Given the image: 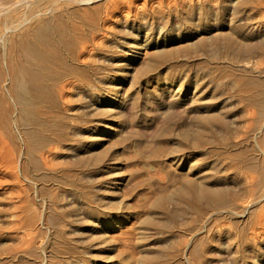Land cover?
Segmentation results:
<instances>
[{
  "label": "rangeland",
  "instance_id": "374dc122",
  "mask_svg": "<svg viewBox=\"0 0 264 264\" xmlns=\"http://www.w3.org/2000/svg\"><path fill=\"white\" fill-rule=\"evenodd\" d=\"M118 2L117 3H119V5H121L122 3V5L121 6H119L118 4L117 5H115V6H118V7H113L114 9L115 8H117V9H113V8H111V11L112 12H110V18L108 17L107 19H106V24L105 23H103L102 21H103V19H101L100 21H98V22H96L97 24H95V23H93L92 25H90L86 20H85V23H87V24H85V23H82V22H84V19H82V17H80L81 15L80 14H78V17L80 18H78V17H76L75 15H73V17L75 18V22H77L78 23V25H79V33H80V31H81V29L82 30H87V31H81V33H83V34H81L80 33V36H79V34H77V36H79V37H81V38H83V36H87L86 38H84L85 40H88V41H90V50H92L91 51V55H93V59L92 60H94V59H97L96 61H98V63L95 61V63L97 64V68H101L99 71V73L98 74H96V73H94V74H92L91 73V77H92V80H93V78H95L94 79V83H95V85H97L95 88L96 89H94V90H97V92L100 90V88L103 90V92H104V94L103 95H98V96H100V98L99 97H97V98H92V97H90V95H89V90L88 89H86L87 87H88V85L86 86V82H84V79L82 80V77L80 78V76H79V78L80 79H77V78H75V79H73L72 81H74L75 83H77L76 85L74 84V82L71 84L73 87H75V88H77V89H75V88H73L72 86V89H71V87H69L68 89V96H69V98H68V100H69V102L70 103H67L68 104V106L67 105H62V112L64 113V114H68V113H70V114H68V115H73V116H75V118H76V116H78L75 120H77L76 122L78 123V125L80 126V128H82V131H84L85 133H83V135L84 136H79L80 138V140H82V141H80L81 142V144H83L84 146V149H85V147L86 148H89V150H91V151H93L94 153H92L91 151H89L90 152V154L92 153V154H95V155H89V153L87 152H84L83 154H82V156H86V154H88V156H86V158H85V162H83L82 164H84V165H80L79 167H78V165L80 164H78V163H76V165L74 166L75 168H73V170L75 171H72V172H74V173H76V177L77 178H79L78 179V181H77V186L78 187H75V185L76 184H73L72 185V180L68 177V176H66L65 175V171H66V169H68V167L70 166L69 164L71 163L70 161H72V162H75L76 160H74L73 158H74V155H72L73 156V158L70 156V152H71V150L69 151V147H68V145L65 143V142H58V143H54V142H50V138L49 137H46L45 139H48V140H45L44 141V151H45V153H46V156L48 157V159H49V161H48V159H47V164L49 163L50 165H52V161L55 163L54 164V166H57L58 164L57 163H59V165H62V166H60L61 168H62V170H61V168L59 167V165L57 166V167H52V166H50L49 167V165H45V168L43 167L44 165L42 164L41 165V167H40V170H38V171H35V170H33V169H31V177H28L27 179H26V177H25V175H23V173H22V171H21V169L19 170V173L18 174H15V172L13 171V170H10V169H6V172H7V174H8V178H9V181L8 182H5V183H3L2 185H0V264H141V263H145V259H146V256H148V255H146V254H148V253H151V254H149V255H152V257L153 258H155L156 259V257H158L159 255V257L157 258L158 259V263L157 264H161V262H163L162 264H165L166 262V264H195V263H192V262H194V260L191 262V260L192 259H190V255L189 254H187V255H181V247H183V245L185 244V243H183V242H186L187 240H189L190 238H188L190 235H189V233H188V231H186L187 229H184V232H183V229H181L180 227H179V224L178 225H176L175 223H174V225L176 226V229H175V227H174V225H172V226H170L169 228L168 227H160V228H158V229H156V231L157 232H155L154 230H155V228L154 227H156L155 225H153L152 223H151V221H153L154 219H152L151 220V218H153L154 217V215H155V213L152 211V210H149L150 208L152 209V207H148L150 204H148V203H151V205L150 206H152V202L155 200L156 201V199L158 198V196L160 197V195L163 193V192H165L166 191V194H168V195H170V196H172L173 195V192H174V190L179 186V187H181L182 185H183V182L180 180V182H179V180L176 178V180H178V182H179V184L177 183V181H175L174 179V177L173 176H175V173H174V171H178V173L179 174H181L182 175V173L184 172V175H188V173L189 174H192V176L194 175V178H195V181H197V182H202L203 181V184H206V185H208L209 187H213L212 189H219L220 188V186L221 187H223V190H224V192H226L225 193V196H226V198H227V200H228V205L230 206V208H229V206L227 205V206H216V208H217V210H216V208H215V206H210V207H205V209H206V211H207V213H206V211H204L205 213L203 214L204 216H203V224H204V226H203V230H204V232H202L201 233V235L199 234L198 236H204L205 235V240H206V243L208 242V245L209 244H211V243H209V241H211V239H215V238H217L216 236H218V237H220V236H223L222 238V243H223V245L222 246H226V244L225 243H227V244H232L231 246H232V249H231V253H227V252H224V251H222L221 249V251L219 250V248L217 249V251L216 252H218V253H216L215 252V254L212 256H210V258L207 260V258H205V256L203 257V261H205V262H203V264H217V262L219 263L220 261V263L219 264H222V263H224V264H226V261H227V263L228 264H240L241 262H242V260H243V262L241 263V264H264V134H263V132L262 131H250L251 129H253V126L254 125H257V123L255 122V121H260L261 119H262V116H263V111L262 110H264L263 108H264V102H262L261 101V99L264 101V87H263V85H264V82H262L261 83V79H264V70L262 71V69L264 68V13H263V11H264V4H262L261 3V1L264 3V0H250L249 1V4L248 5H251V6H249L248 7V9L250 10L249 12H248V9H247V13H249V14H243V16H241L242 14H239L238 16L235 14L234 15V13H232L231 12V10L233 9V6L235 7V5L236 4H233V2L234 1H230V0H217V2H216V0H121V2H120V0H117ZM127 1H129V2H127ZM254 2V3H251V2ZM258 1H260V2H258ZM107 2H109V0H106L105 2H104V0H102V3H104L105 5H108V3ZM132 2V3H131ZM219 2V3H218ZM222 2H223V4H222ZM225 2V3H224ZM232 2V3H231ZM212 3H214V4H212ZM215 3H217V5L218 6H220V7H218ZM132 4V5H131ZM228 4V5H227ZM253 4V5H252ZM261 4H262V6H261ZM227 5V6H226ZM255 5V6H254ZM138 6V7H137ZM259 6H260V8H259ZM192 7H194V9L192 8ZM214 7V8H213ZM217 7V8H216ZM222 7V8H221ZM226 7V8H225ZM252 7H254V8H256L255 10H257V11H255L254 10V8H252ZM258 7V8H257ZM221 10H220V9ZM263 8V9H262ZM113 9V10H112ZM119 9V10H118ZM185 9H187V10H185ZM199 9H202L203 10V12L201 11V10H199ZM217 9V10H216ZM183 10V11H182ZM189 10V11H188ZM219 10V11H218ZM253 10V11H252ZM20 11V12H19ZM233 11V10H232ZM17 12V15H20V14H22L23 13V9H19L18 11H16ZM16 12H15V14H16ZM19 12V13H18ZM182 12V13H181ZM188 12V15L186 14ZM191 12V13H190ZM234 12V11H233ZM252 12V13H251ZM256 12V13H255ZM261 12V13H260ZM112 13V14H111ZM126 13V14H125ZM203 13V14H202ZM208 13V14H207ZM226 13V14H225ZM258 13H259V15H258ZM177 14H178V17H177ZM190 14V15H189ZM202 14V15H201ZM256 16H255V15ZM83 15V14H82ZM111 15H112V17H111ZM116 15V17H114ZM182 15V16H181ZM184 15V16H183ZM198 15H200V16H198ZM247 15V16H246ZM251 15V16H250ZM160 16H162V18H163V20H162V18H160ZM165 18H164V17ZM180 16V17H179ZM188 16V17H187ZM203 16V17H202ZM249 16H250V18H252V19H250L249 20ZM253 16V17H252ZM257 16H258V18H257ZM260 16V17H259ZM261 16H262V18H261ZM157 17V18H156ZM240 17H243V19L242 18H240ZM246 17H248V19L246 18ZM118 18H120V19H118ZM156 18V19H155ZM189 18H190V20H189ZM197 18V19H196ZM245 18V19H244ZM255 18V19H254ZM260 18V19H259ZM82 19V20H81ZM111 22H113V24H110V21ZM158 19H159V21H161L160 23H158L159 21H158ZM167 19H169V21L167 22L166 20ZM171 19V20H170ZM175 19H177V20H175ZM182 19H183V21H182ZM187 19V21H185V20ZM254 19V21H252ZM116 20V21H115ZM121 21V22H119V21ZM126 20H127V22H126ZM173 20V21H172ZM175 20V21H174ZM191 20L193 21V22H191ZM259 20H261V21H259ZM18 21V20H17ZM109 21V22H108ZM118 21V22H117ZM156 21H157V23H156ZM165 21V22H164ZM252 21V22H251ZM187 22H189V23H187ZM190 22H191V24H190ZM248 22L250 23V24H248ZM53 23V22H52ZM52 23H49L50 25H49V27L52 29H50L48 26H47V28L45 29V27H40V26H37V27H35V32H36V30H37V33H40V31L42 32L41 34H43V32L45 33V34H47V32L48 33H51V34H56L57 32L55 31L54 32V30H56L55 29V25H56V22H54L55 23V25H54V23H53V25H52ZM81 23H82V25H81ZM102 23H103V25L105 24L106 26H111L112 25V27H110V29H109V27H106L105 25L104 26H102ZM131 23V24H130ZM132 23H133V26H132ZM168 23V24H167ZM186 23V24H185ZM254 23V24H253ZM89 24V25H88ZM115 24V25H114ZM0 25H1V27H0V31L2 30V32L4 33V34H8V36L9 37H16L15 35H14V32H15V34L17 33V34H22L23 33V31L22 30H24L25 32H27V33H23V34H28V32L30 31H28V29H30L29 27H25V26H21V27H19V28H17V29H12V30H5V32H4V29H5V27H3V24H2V22H0ZM86 25V26H85ZM125 25V26H124ZM28 26V25H27ZM84 28H82V27ZM89 26H91V27H89ZM102 26V27H101ZM119 26V27H118ZM124 26V27H123ZM253 26V27H252ZM89 27V28H88ZM93 27V28H92ZM103 27H104V29H103ZM106 27V28H105ZM128 27V28H127ZM250 27V28H249ZM24 28V29H23ZM37 28V29H36ZM42 28V29H41ZM120 30V31H117L118 29ZM141 28V29H140ZM153 28V29H152ZM244 28V29H243ZM254 28V29H253ZM19 29V30H18ZM41 29V30H40ZM50 29V30H49ZM88 29H89V32H88ZM109 29V30H108ZM113 29V30H112ZM117 29V30H116ZM130 30L129 31V34H128V30ZM149 29V30H148ZM150 29H152L151 30V32H149L150 31ZM238 29H240V30H238ZM91 30V31H90ZM10 31H13V32H10ZM18 31V32H17ZM52 31V32H51ZM104 31H106V32H104ZM261 31V32H260ZM2 32H0V34L2 33ZM88 32V33H87ZM29 33H31V31L29 32ZM118 33V34H117ZM132 33V34H131ZM245 36H244V35ZM254 34V35H253ZM75 36H76V34H74ZM229 36V38H228V36ZM257 35V36H256ZM262 35V36H261ZM48 35H46V36H44V37H47ZM90 38H89V37ZM231 36V37H230ZM247 36V37H246ZM227 37V39H225V38ZM230 38H231V40H235L234 41V44L236 43V45L239 43L238 41H240V43L238 44V46L234 49V48H231L230 46H229V40H230ZM243 38H246V39H243ZM249 38H250V40H249ZM92 39V40H91ZM103 39V40H102ZM219 39V40H218ZM229 39V40H228ZM33 40H35V39H33ZM45 40H46V38H45ZM237 40V41H236ZM243 40H245L244 42H243ZM100 41V42H99ZM218 41H220V44H219V42ZM228 41V42H227ZM241 41H242V43H241ZM224 42H225V44H224ZM132 43V44H131ZM243 43H244V45H243ZM219 44V45H218ZM242 44V45H241ZM132 45V46H131ZM144 45V46H143ZM213 45V46H212ZM241 45V46H240ZM129 46H131V47H129ZM130 49H129V48ZM227 47V48H226ZM229 47V48H228ZM231 48V49H230ZM241 48H244V49H241ZM247 48H248V50H247ZM146 49V50H145ZM152 49V50H151ZM153 49H155V50H153ZM215 49V50H214ZM231 51L230 52V54L231 53H234V52H236V55H235V53L232 55V58H231V55L228 53L229 51ZM233 49L235 50V51H233ZM109 50L111 51V50H113V52H115V53H113L112 51L111 52H109ZM203 50V51H202ZM126 51V52H125ZM128 51V52H127ZM145 51V52H144ZM147 51H149V54H150V56H149V54L147 55L148 56V59L150 58V57H152V56H154V57H152L151 59H150V61H152V62H150L149 63V60L147 59V56H146V58H145V56H144V58L145 59H143V61H142V59H139V57L140 56H142L144 53H146ZM152 51V52H151ZM155 51V53L153 54V52ZM203 53H202V52ZM239 53H238V52ZM243 51V53H241ZM124 52V53H123ZM199 52H200V55H199ZM206 52V53H205ZM215 52H216V55H215ZM142 53V54H141ZM158 53V54H157ZM209 55H208V54ZM214 53V54H213ZM108 54V55H107ZM110 54V55H109ZM204 54V55H203ZM208 55L207 57H206V55ZM119 55V56H118ZM181 55H183V56H181ZM189 55V56H188ZM190 55L192 56V57H190ZM195 55V56H194ZM202 55V56H201ZM213 55V56H212ZM238 55H240V56H238ZM106 56V57H105ZM115 56V57H114ZM121 56V57H120ZM163 56V57H162ZM168 56H170V57H168ZM175 56V57H174ZM178 56H179V58H178ZM217 56L219 57L218 59H217ZM235 56V57H234ZM97 57V58H96ZM105 58V59H101V58ZM157 57H159V58H157ZM168 57V58H167ZM172 57H174V59L172 58ZM177 57V58H176ZM181 57V58H180ZM187 57H189V58H187ZM196 57V58H195ZM201 57H204V59L203 58H201ZM224 59H223V58ZM236 57H239L238 59L236 58ZM100 58V60H98ZM157 60H155V59ZM171 58V59H170ZM185 60H184V59ZM212 58H215V59H212ZM225 58H227V59H225ZM235 58V59H234ZM107 59V60H106ZM119 59V60H118ZM162 61H160V60ZM165 59V60H164ZM179 59V60H178ZM187 59H188V61H187ZM201 59V60H200ZM211 59H212V61H211ZM245 59V60H244ZM105 60V61H104ZM109 60V61H108ZM144 60H146V61H144ZM153 60H155L154 62H153ZM182 60V61H181ZM194 60V61H193ZM200 62V63H198V61ZM209 60H210V62H209ZM219 60V61H218ZM223 60V61H222ZM225 60V61H224ZM238 60V61H237ZM103 61V63H104V65H103V63H101ZM112 63H111V62ZM114 61V62H113ZM123 61V62H122ZM147 61H148V63H147ZM163 63L164 65H162L161 63ZM173 61V62H172ZM176 61L177 62H179V63H176ZM185 61V63L183 64V62ZM196 61V62H195ZM203 61V62H202ZM209 63H208V62ZM234 61H235V63H234ZM237 61V62H236ZM240 61V62H239ZM107 62V63H106ZM115 62H117V63H115ZM119 62H121V63H119ZM126 62H128V63H126ZM140 62V63H139ZM142 62H145V64L147 63V65H146V67H145V64L144 63H142ZM159 64H158V63ZM166 64H165V63ZM192 62L194 63L193 65H192ZM221 62H223V63H221ZM100 63V64H99ZM109 63V64H108ZM110 63H111V65H110ZM115 63V64H114ZM123 63H125V64H123ZM138 63V64H137ZM173 63V64H172ZM188 65H187V64ZM198 63V64H197ZM204 63V64H203ZM212 63V64H211ZM216 63V64H215ZM240 63V64H239ZM252 63V64H251ZM119 66H118V65ZM128 64V65H127ZM138 66H137V65ZM142 64H144V65H142L143 67H144V69H142L143 67L141 66ZM148 64H150V65H152V64H155V67H154V65H152V66H150V65H148ZM162 66H161V65ZM177 65V67H175L176 65ZM179 64V65H178ZM180 64H181V66H180ZM187 66H186V65ZM200 64V65H199ZM205 64H206V66H205ZM212 65V67H211V65ZM230 64H232V65H235V66H230ZM100 65V66H99ZM102 65V66H101ZM110 65V66H109ZM123 65V66H122ZM127 65V66H126ZM135 65V66H134ZM139 65L141 66V67H139ZM160 66V68H158L159 66ZM174 65V66H173ZM186 67H185V66ZM191 67H190V66ZM198 66V68H200V69H197V66ZM218 65V66H217ZM219 65H222V66H219ZM104 66V67H103ZM113 66V67H112ZM115 66V67H114ZM129 66V67H128ZM158 66V67H157ZM171 66V67H170ZM179 66V67H178ZM184 66V67H183ZM211 68V71L209 70V67ZM215 66V67H214ZM216 66H217V69L220 71H222V70H226L225 72L224 71H220V72H218V70L216 69ZM230 67V69L228 68V67ZM135 67V68H134ZM149 67V69H147ZM150 67H151V69H150ZM170 70H168V71H166L167 70V68ZM173 67V68H172ZM175 67V68H174ZM183 69H181V68ZM208 67V68H207ZM221 69H220V68ZM243 67V68H242ZM255 67V68H254ZM259 67V68H258ZM261 67V68H260ZM263 67V68H262ZM107 70H106V69ZM110 68H112V69H110ZM120 68V69H119ZM122 68V69H121ZM129 68V69H128ZM138 68V69H137ZM139 68H140V70L143 72V70L144 71H146V70H149L148 72H150V73H147V72H145V73H138V75H141L140 76V78L138 79L137 77V73H133V72H138V71H140L139 70ZM153 68H154V70H153ZM171 68V69H170ZM192 68V69H191ZM197 70H196V69ZM236 70H235V69ZM238 68V69H237ZM241 68V69H240ZM245 68V69H244ZM256 68H257V70H256ZM109 69V70H108ZM125 69V70H124ZM134 69V70H133ZM146 69V70H145ZM176 69H178V70H176ZM179 69H181V70H179ZM205 69V70H204ZM214 69H216V70H214ZM228 69L230 70V71H232L233 69V71L232 72H230V71H228ZM232 69V70H231ZM240 69V70H239ZM243 69H244V71H243ZM260 69V70H259ZM156 70V71H155ZM171 70H173V72L175 73H172V71ZM184 70H186V71H184ZM189 70V71H188ZM200 70V72H196V71H199ZM237 70H238V72H237ZM105 71V72H104ZM111 71V72H110ZM155 71V72H154ZM181 71V72H180ZM183 71V72H182ZM188 71V72H187ZM207 71V72H206ZM213 71V72H212ZM235 71V72H234ZM259 71H260V73H259ZM262 71V72H261ZM107 72V73H106ZM108 72H109V74H108ZM128 72V73H127ZM184 72H186V73H184ZM189 72H191V73H189ZM195 72V73H194ZM214 73V74H212V73ZM239 72H242L241 74L239 73ZM101 73V74H100ZM132 73V74H131ZM161 73V74H160ZM187 73H188V75H187ZM194 73V74H193ZM197 73H199V74H197ZM221 73V74H220ZM223 73V74H222ZM230 73V74H229ZM234 74V76L233 75H231V74ZM96 74V75H95ZM125 74V75H124ZM127 74V75H126ZM148 76V78H146V75ZM167 74H168V76H167ZM174 74V75H173ZM209 74V75H208ZM212 74V75H211ZM228 76L227 78H226V75ZM236 74V75H235ZM243 74V75H242ZM98 75H101L105 80H107L108 82H110V83H112V86L113 87H118V85L117 84H121V83H126V86H125V94L127 95L128 94V97L130 98H133V100H135L136 98H137V96H138V98L135 100L136 102H137V105H136V108H138V106H139V108H138V110L135 108V109H133V111L131 112V115L130 114H125V116L122 114V115H118V116H120L121 117V121L123 122V123H127V130L126 131H124L123 133L124 134H127V133H129V127H130V130L133 128L134 130H140V128H141V131L143 132L144 130V132L143 133H136L135 132V134H137V137H136V135H134L133 133V129L131 130L133 133H129V134H127L126 136H124L123 135V133H113L114 131H112V129L111 130H109V131H107L106 132V127H108L109 125H114V124H117V122L119 123L120 122V119H118V116H117V118L115 119L116 121L113 123L112 122V120L110 121L109 120V114H110V112H112V111H109L108 110V108L111 110V108H110V106H109V103H110V101H114V100H116V99H118V96H116L115 94H114V92L115 91H107V90H105L104 89V85H103V83H101L102 82V77H100V76H98ZM105 75V76H104ZM132 75H136V79H138V81L136 82V81H132L133 79H129L130 77H133ZM144 75V76H143ZM157 75V76H156ZM164 75V76H163ZM178 75V76H177ZM190 75V76H189ZM201 75V76H200ZM217 75V76H216ZM220 75V76H219ZM223 75V76H222ZM175 76V77H174ZM198 76H199V78H198ZM205 76V77H204ZM207 76V77H206ZM212 76V78H210ZM231 76V77H230ZM254 76V77H253ZM96 77H99V78H96ZM112 77V78H111ZM143 77V78H142ZM155 77H157V78H155ZM173 77V78H172ZM178 77V78H177ZM184 77H186V78H184ZM217 77L220 79H217ZM222 78V80H223V82H225V83H223V82H220L219 83V81H222L221 80V78ZM250 77H252V78H250ZM259 78V80L257 79V78ZM107 78V79H106ZM124 78V79H123ZM133 78H135V77H133ZM159 78V79H158ZM183 78H184V80H183ZM205 78H207V79H205ZM209 78H210V80H209ZM230 78V79H229ZM240 78V79H239ZM248 78H249V80H248ZM257 79V80H254V79ZM149 79V80H148ZM174 79V80H173ZM205 79V80H204ZM212 79L214 80V81H212ZM225 79V80H224ZM234 80V82H233V80ZM236 79H238V80H236ZM244 79V80H243ZM98 80V81H97ZM182 80V81H181ZM203 80V81H202ZM216 80V81H215ZM219 80V81H218ZM235 80H236V83H235ZM241 80V81H240ZM245 82V80L247 81H249V83L250 82H252V83H246L245 82V84H247V85H245V84H243V81ZM252 80V81H251ZM78 81V82H77ZM146 81V82H145ZM166 81V82H165ZM197 81V82H196ZM212 81V82H211ZM240 83H239V82ZM247 81V82H248ZM254 81V82H253ZM257 81H260L258 84L259 85H257L255 82H257ZM264 81V80H263ZM97 82H99L100 83V85H99V83H97ZM138 83V84H136V83ZM150 82V83H149ZM182 83V84H180V83ZM201 82V83H200ZM210 82V83H209ZM242 82V83H241ZM131 83H132V85H133V88H131V90H130V86H131ZM134 83V84H133ZM156 83V84H155ZM218 83V84H217ZM228 83V85L229 86H232L231 88H232V90H231V88L230 87H228V85L226 86V84ZM230 83V84H229ZM233 83H235V85L237 86H235V88H234V84ZM242 84V85H240V87H239V84ZM260 83H261V86H260ZM74 84V85H73ZM136 84V85H135ZM197 86H196V85ZM198 84H200V85H198ZM206 84V85H205ZM211 84V85H210ZM232 84V85H231ZM253 84V85H252ZM130 85V86H129ZM167 85H171L173 88H175V96H177V97H179V98H186V99H188V100H190V98L192 97L193 98V100L195 101H193L194 103H183V104H181V105H177L176 107H174L173 105H170V102H168V100H166V101H164V104L165 105H163V103H161L162 104V106H165L164 108H165V110L167 111V114L165 113V112H161V108H156V107H154V105L152 106L153 108H152V110H150V109H147V105H145V103H144V101H146L147 99H148V96L150 97V95H151V93H150V90L152 89V88H154V90L155 89H157V90H161L160 89V86H162V87H166ZM179 85L182 87H179ZM217 85H219V86H217ZM245 85V86H244ZM252 85V86H251ZM99 86V87H98ZM135 86V87H134ZM156 86V87H155ZM208 86H209V88H208ZM220 87L219 88V90H218V88H215V87ZM248 87L246 90H248V92L245 90V88H241V87ZM252 88H250V87ZM254 86V87H253ZM260 86V87H259ZM152 87V88H151ZM228 87V88H227ZM260 89H259V88ZM98 88V89H97ZM126 88H129L128 89V91L126 90ZM177 88H180V89H177ZM202 88V89H201ZM203 88H207L206 90H204ZM215 88V89H214ZM223 88V89H222ZM226 88V89H225ZM255 88V89H254ZM259 90H258V89ZM263 89V91H262V89ZM176 89H177V91H176ZM194 89H195V91H194ZM212 89H213V91H212ZM228 89H230V93H231V95H233V96H231L230 95V93H227V90ZM251 89V90H250ZM257 89V90H256ZM80 90V91H79ZM84 90V91H83ZM130 90V91H129ZM136 91V94H137V96H134L135 95V91ZM138 90V91H137ZM145 90V91H144ZM202 90L204 91L202 94H201V92H202ZM221 90V91H220ZM226 90V91H225ZM254 90V91H253ZM255 90H256V93H255ZM262 91V93H261V91ZM74 91V92H73ZM79 91V92H78ZM107 91V92H106ZM128 93H127V92ZM140 91V92H139ZM180 91H182V92H180ZM192 91H194V92H192ZM199 92V94H198V92ZM218 91H220V93H216V92ZM236 91V92H235ZM238 91V92H237ZM240 91V92H239ZM241 91H243V92H245V93H243V92H241ZM250 91V92H249ZM72 92V93H71ZM77 92V93H76ZM106 92V93H105ZM131 92V93H130ZM146 92V93H145ZM213 92V93H212ZM221 92H222V95H221ZM227 94H226V93ZM229 92V91H228ZM233 92H235V93H233ZM69 93L71 94V96H72V98H70L71 96L69 95ZM74 93V94H73ZM80 93V94H79ZM139 93V94H138ZM213 94V96H210V94ZM237 93V94H236ZM243 93V96L242 95H240V94H242ZM248 93V94H247ZM252 93V94H251ZM76 94V95H75ZM80 96H79V95ZM112 94V95H111ZM177 94H179V95H177ZM192 94H193V96H192ZM211 94V95H212ZM215 94V95H214ZM235 94H236V96H235ZM246 94V95H245ZM257 94H259V95H257ZM79 96V98H78V96ZM85 97H87V98H85ZM130 95V96H129ZM184 95H186V96H184ZM221 95V96H220ZM224 95V96H223ZM228 95V96H227ZM239 97H238V96ZM253 95V100L251 99L252 96ZM256 95V96H255ZM74 96V97H73ZM83 98H82V97ZM113 96H115V97H113ZM139 96H141V97H139ZM147 96V97H146ZM194 96H196V97H194ZM199 96V97H198ZM215 96V97H214ZM246 96H248V98L246 97ZM259 96V97H258ZM263 96V97H262ZM105 97V98H104ZM135 97V98H134ZM143 97V98H142ZM208 97H209V100L211 101V102H209V100H208ZM212 97H214V98H212ZM220 97V98H219ZM228 97V99H226ZM229 97H230V99H229ZM233 97V98H232ZM243 97H245V100H244V98ZM256 98V100L254 101V99ZM73 98L76 100V101H72L73 100ZM107 98V99H106ZM145 98H146V100H145ZM151 98H153V97H151ZM191 98V99H192ZM197 99V101H199V102H196V100L195 99ZM198 98H199V100H198ZM211 98V99H210ZM215 98H217V99H215ZM236 98H238V99H236ZM243 98V99H242ZM246 98L248 99L247 101H246ZM80 99V100H79ZM82 99H84V101L82 100ZM89 99H90V102H89ZM185 99V100H186ZM203 99V100H202ZM215 99V100H214ZM236 99V100H235ZM249 99H250V101H249ZM87 102H86V101ZM92 100V101H91ZM108 100V101H107ZM202 100V101H201ZM205 100V101H204ZM206 100H207V102H206ZM225 101V102H223V101ZM237 100H239L240 101V104L238 103L239 101H237ZM254 102V103H256V104H254L252 101ZM139 101V102H138ZM142 101V102H141ZM214 101V102H213ZM216 101V102H215ZM230 101H233L232 103L230 102ZM237 101V102H236ZM243 102V104H242V102ZM249 101V102H248ZM259 101V102H258ZM78 102V103H77ZM83 102H86V103H84V105H83ZM141 102V103H140ZM223 104H222V103ZM228 102V103H227ZM245 102V103H244ZM80 103H82V104H80ZM87 103H89V106H92V107H89L88 105H86ZM133 103V104H132ZM131 103V105L132 106H134L135 104H134V102H132ZM143 103V104H142ZM201 103H203V104H201ZM252 103V104H251ZM139 104V105H138ZM188 104H189V106H188ZM191 104V105H190ZM223 105V107H222V105ZM225 104V105H224ZM245 104V105H244ZM248 104V105H247ZM261 104V105H260ZM185 105H186V109H185ZM231 105L233 106L232 107V109H231ZM253 105H254V107H255V105H256V107L254 108L253 107ZM67 106V107H66ZM184 106V107H183ZM193 106V107H192ZM204 106V107H203ZM207 106V107H206ZM208 106H210V107H208ZM246 107V109H247V106H248V109L247 110H249V112H250V110L252 111V112H255V110L254 109H257L256 111L259 113L260 112V114H258V116H257V112H256V114H254V113H243L242 111H246V109L245 108H243V107ZM252 106V107H251ZM72 109H71V108ZM76 109H75V108ZM97 108V110H98V112L100 111V110H102V116L101 115H98V114H100L101 113V111L98 113L97 111H96V108ZM104 107H107V108H105L104 109ZM141 107V108H140ZM171 107H174L175 109H173V108H171ZM225 110V111H229L228 113H230L231 115H233V118L232 119H234L235 121H232V119H230V126H231V129H232V127H234L233 129H232V131L234 130L235 132H234V134L235 135H240L239 136V138H241L242 140L244 139V137H245V141L243 140V142L241 141V143H240V140L241 139H239L238 137H235V140H239V143L238 144H236L234 147H231L230 149H224L223 147H216L214 150H212V146H214L213 145V142L215 143V140H219V141H221L222 139L223 140H228V138L230 137L231 139H233L232 137L234 136V134L232 133V134H229L230 136H228V134H225V132H221L222 131V129L220 128V127H214V125L215 124H213V131H210L211 129V127H212V125L209 127V129L208 128H206V126H204V128L202 127V125L203 124H201L199 121V116H198V120H196L197 119V115L196 114H198L200 111V116H201V119H203V117L202 116H204V118L205 117H209V116H211L210 114H212L213 116H215L217 113V115H219V114H221V115H227L228 113L227 112H225L222 108ZM225 107H227V108H225ZM228 107H230L229 109H228ZM250 107V108H249ZM260 107V108H259ZM64 108V109H63ZM66 108H67V110H66ZM87 108V109H86ZM94 108V109H93ZM220 108L222 109V110H220ZM234 108V109H233ZM236 108V109H235ZM242 108V110H240ZM82 111H81V110ZM93 109V110H92ZM106 109L108 110V111H106ZM180 109V110H179ZM188 109V110H187ZM71 110V111H70ZM77 110H79V111H77ZM145 110H146V112H145ZM149 110H150V112H152L151 114H150V112H149ZM156 112V114H155V112ZM160 110V111H159ZM171 110H174V111H172V113H177V114H172L170 111ZM178 110V111H177ZM183 110H185L184 112H185V114H186V112H187V114L185 115L184 114V116L182 117V115L180 114V113H182V111ZM217 111L218 110V112H215L214 113V111ZM83 113H81V112ZM86 112V114H85V112ZM88 111H89V116L87 115V113H88ZM94 111V112H93ZM98 113H96V112ZM143 111V112H142ZM175 111H177V112H175ZM179 111H181V112H179ZM198 111V113H196ZM238 111V112H237ZM104 112H106V113H104ZM136 114H135V113ZM138 112V113H137ZM140 112V113H139ZM179 112V113H178ZM223 112H225V113H223ZM241 112V113H240ZM75 113H76V115H75ZM79 113H80V117H79ZM91 113V114H90ZM93 113V114H92ZM94 113L96 114V115H98V117L97 116H95L94 115ZM162 113V114H161ZM165 113V114H164ZM171 113V115H170V117H169V115L168 114H170ZM192 113H194V115L196 116V117H193L194 115L192 114ZM196 113V114H195ZM208 113V114H207ZM227 113V114H226ZM235 113V114H234ZM237 113V114H236ZM262 113V114H261ZM66 114V115H67ZM85 114V115H84ZM132 114H133V116H136V117H138L137 119L134 117V118H132L133 116H132ZM139 114V115H138ZM141 114V115H140ZM149 114V115H148ZM155 114V115H154ZM183 114V113H182ZM203 114V115H202ZM238 114H240V115H238ZM242 114H244L245 116H248V118L247 117H245L244 115H242ZM248 114H254V116L253 115H251L250 117H252V119L255 117V115H256V117H255V119L254 120H252L251 118H249V115ZM84 115V116H83ZM93 115V116H92ZM107 115H108V117H107ZM128 115H130V119H129V117H128ZM160 115H162L163 117L164 116H168L167 118L168 119H166V117L165 118H162V116H161V118L159 117ZM174 115V118H175V116H176V119L175 120H177V121H175V120H173V118L171 117V116H173ZM177 115H178V117H177ZM181 115V116H180ZM188 115V116H187ZM199 115V114H198ZM236 115H238V116H236ZM122 116H124V118L122 117ZM149 116V117H148ZM152 116H154V117H152ZM156 116L158 117V118H156ZM195 119V120H192V117ZM237 117V119L241 122H237L238 120L237 119H235V117ZM239 116H240V118H239ZM241 116H242V118H241ZM259 116H261V117H259ZM83 118V120H82V118ZM88 117V118H87ZM91 117V118H90ZM101 117V118H100ZM119 117V118H120ZM125 117H127V120L125 119ZM181 117V118H180ZM188 117V118H187ZM105 118V119H104ZM154 118V119H153ZM170 118V119H169ZM172 118V119H171ZM181 120H180V119ZM184 118H185V120H184ZM191 118V119H190ZM251 119V120H245V119ZM85 119V120H84ZM90 120V122H88L87 120ZM99 119H104L105 120V125L104 124H101L100 126H98L97 125V127H96V123H97V121L99 120ZM132 119V120H131ZM153 119V120H152ZM163 119V121H161ZM189 120V124H188V120ZM243 119V120H242ZM79 120H82V121H79ZM144 120V121H143ZM158 120V122H156ZM165 120H171V121H168V123L165 121ZM187 120V121H186ZM237 120V121H236ZM245 120V121H244ZM86 121V122H85ZM126 121V122H125ZM131 121H133V122H131ZM136 123H135V122ZM180 121V122H179ZM192 121V122H191ZM252 121V122H251ZM75 121H74V123H76ZM82 122V123H81ZM88 122V123H87ZM131 122V123H130ZM158 123H162V125H159L158 124V126H157V124ZM164 122H166V123H164ZM169 122H170V124H169ZM171 122H173V123H171ZM176 124H175V123ZM185 122V123H184ZM234 122H235V125H234ZM236 122H237V124H240V126L238 127L237 126V124H236ZM245 124H244V123ZM247 122H248V124H247ZM249 122H250V124H249ZM254 122H255V124H254ZM86 123V125H84L83 126V124H85ZM92 123H94V124H92ZM155 123V124H154ZM160 123V124H161ZM163 123L167 126H164L165 127V129H164V127H163ZM180 123V124H179ZM181 123H183V124H181ZM232 123H233V125H232ZM89 124V125H88ZM108 126H107V125ZM152 124V125H151ZM172 124V125H171ZM187 124L188 126H185V125ZM192 124H194V125H192ZM200 124V125H199ZM243 124H244V126H243ZM95 125V127H93ZM128 125H130V126H128ZM170 125V126H169ZM175 125V126H174ZM178 125H179V127H178ZM180 125L183 127H180ZM194 126L193 128L192 127H190V126ZM249 128V126L248 125H250V130L246 127V126ZM251 125H252V127H251ZM111 126H109V127H111ZM137 126V127H136ZM152 126H154V128H156L157 130H155V131H157L158 132V134H157V132H154V128L152 127ZM161 126V127H160ZM173 127V129H172V127ZM177 126V127H176ZM216 126V125H215ZM85 127V128H84ZM89 127L90 128V130H87V128ZM170 127H171V129H170ZM185 127V128H184ZM236 127V128H235ZM242 127H244V128H242ZM136 128H139V129H136ZM161 128V129H160ZM170 129V131H169V129ZM176 128H178L179 130L181 129H183L184 130V132H183V130L181 131V132H179V130L178 129H176ZM187 128H188V130H187ZM196 128V129H195ZM199 128H202V130H201V133H200V131L198 130ZM215 128H218V129H215ZM237 128H239V130L237 129ZM242 128V129H241ZM246 128L248 129V130H246ZM93 129V130H92ZM153 129V131H151ZM158 129H160V130H158ZM168 129V130H167ZM176 129V130H175ZM186 129V130H185ZM193 129V130H192ZM205 129V131H204V133H205V135H203V130ZM206 129H208V131L206 130ZM220 129H221V131H220ZM241 129V130H240ZM87 130V131H86ZM161 130H163L162 132H166V135L164 134V133H161ZM172 130V131H171ZM176 132H175V131ZM219 131V133H221V134H219L218 133V131ZM236 130H237V132H236ZM243 130H246V131H243ZM169 131V132H168ZM179 133H178V132ZM185 131H187V133L188 134H194V136L192 137V138H195L196 139V137H198L196 140L195 139H191V140H189V138H191L190 137V135H188L187 133H185ZM190 131H191V133H190ZM3 133H4V135H5V137H6V140H7V143H9L10 144V146L11 147H14V146H16V145H18V142H17V139H18V137H17V135H15V134H13L11 131H9V130H3L2 131ZM126 132V133H125ZM149 132H151L152 134L154 133V135L155 134H157V135H159V136H157V138H156V136H155V139L157 140H155V139H153L154 137V135H152L151 133H149ZM173 134H171V133ZM174 132V133H173ZM183 132V133H182ZM195 132L197 133V132H199V134H201V136L199 135V136H196V134H195ZM207 132V133H206ZM214 134H212V133ZM241 132H243V133H241ZM254 133V134H252V133ZM261 132V133H260ZM161 135H160V134ZM168 133V134H167ZM176 133H178L179 135H181L182 134V138L181 137H179V135L178 134H176ZM184 133H185V135H184ZM208 133H210V135L208 136L207 134ZM215 133H216V135L218 136H216L215 135ZM244 133H247V134H245L244 135ZM251 134V137H250V134ZM91 135V136H93V137H91V136H89V135ZM130 134H132L131 136H129ZM144 134H146V135H144V137H143V135ZM151 134V135H150ZM191 134V135H192ZM198 134V133H197ZM225 134V135H224ZM260 134H261V138H258V137H260ZM89 136V138H88V136ZM102 137H100V136ZM118 135L120 136L121 135V137H118ZM134 135V136H133ZM141 135H142V137H141ZM164 137H163V136ZM167 135H168V138H167ZM171 135V136H170ZM174 135H177L176 137L174 136ZM207 135V136H206ZM214 137H213V136ZM231 135H233L232 137H231ZM243 137H242V136ZM247 135V136H246ZM9 136V137H8ZM48 136V135H47ZM86 136V137H85ZM97 136V137H96ZM99 136V137H98ZM117 138H116V137ZM139 136V137H138ZM146 136V137H145ZM186 136V137H185ZM196 136V137H195ZM208 137L207 139H206V137ZM253 136V137H252ZM255 136H256V138H255ZM258 136V137H257ZM83 137V138H82ZM91 137V138H90ZM114 137H115V139H114ZM125 138V140H124V138ZM137 139H136V138ZM150 138V139H148V138ZM159 137H162V138H159ZM179 137V138H178ZM184 137V138H183ZM199 137L200 138H204V141L203 140H201L200 142L198 141V139H199ZM221 137V138H220ZM226 137H227V139H226ZM249 137V138H248ZM82 138V139H81ZM101 138V139H100ZM114 140H113V139ZM118 138H120L121 139V142H119L120 140L118 139ZM123 138V139H122ZM127 138H129V139H127ZM133 138V139H132ZM144 138V139H143ZM145 138H147L148 140H150V141H148L147 139H145ZM176 138H178V139H176ZM185 138H188L187 140H184ZM210 138V140L212 141L213 140V142H211L210 140L207 142V143H203V142H206V140H208ZM212 138V139H211ZM215 138H218V139H215ZM229 138V139H230ZM87 139H89V140H87ZM90 139H91V141H90ZM92 139H93V141H92ZM95 139V140H94ZM96 139H98V140H96ZM135 139V141L137 142V141H139V140H141V142H142V144L140 143V141L139 142H137V144H136V142L135 141H133ZM206 139V140H205ZM215 139V140H214ZM249 141H248V140ZM251 139V140H250ZM255 139V140H254ZM258 139V140H257ZM103 140V141H102ZM113 140V141H112ZM118 140V141H117ZM127 140H129V141H127ZM132 140V141H131ZM142 140H144V141H142ZM145 140H147V141H145ZM176 140H178V141H176ZM180 140H182V141H180ZM189 140V141H188ZM194 140V141H193ZM200 140V139H199ZM260 140H261V142H260ZM35 141H37V142H35ZM97 141V142H96ZM109 142V144H108V142ZM117 141V142H116ZM122 141H125V142H123L124 143V145H123V143H122ZM165 141V142H164ZM169 141V142H168ZM171 141H172V143H171ZM175 141V142H174ZM180 141V142H179ZM188 141V142H187ZM191 141V142H190ZM216 141V142H217ZM251 141V142H250ZM256 141H259V142H256ZM263 141V142H262ZM34 144L36 145L37 143L39 144L40 142H39V140H38V138L36 137L35 138V140H34ZM51 144H49V143ZM92 142H94V143H92ZM111 142H113V143H111ZM127 142V143H126ZM133 142V143H132ZM145 142H148L149 143V145L152 143V145H150L151 147H150V150L151 149H155V148H157V151H154V150H149V145L148 144H146ZM160 142H162V144L160 143ZM166 143V144H168L169 145V148H170V150H169V148H168V145H165L166 147H165V149L163 150V148H161L162 146H163V144L164 143ZM190 142V143H189ZM211 142V143H210ZM250 142V143H249ZM255 143V145H253L254 143ZM52 143H54V145L52 144ZM85 143V144H84ZM126 143V144H125ZM131 143H132V145H131ZM135 143V144H134ZM170 143V144H169ZM177 143H179V144H181V145H179L180 147H178V145H177ZM192 143H194L193 145H191ZM202 143V144H201ZM59 144H61V146L59 145ZM102 144V145H101ZM115 144L117 145V147L115 146ZM129 144V145H128ZM134 144V145H133ZM139 144H141V147L142 148H144V149H142L141 147V149L142 150H145V151H143V152H145L146 154H152L153 152H154V154H152V155H157V153H158V155H159V153L161 154V155H159V156H161L162 157V159H164V161H166L165 163H164V161L162 162V163H164V164H158L159 165V168H158V166H157V168H156V164H154V162H155V159H157V156H151V157H147L146 156V154L144 153L143 154V152H142V150L140 149V151H141V153H140V151L139 150H137L138 149V145ZM174 144H176V145H174ZM183 144V145H182ZM204 144V145H203ZM248 144V145H247ZM106 145H108V147H109V149H108V147L106 146ZM119 145V146H118ZM125 145H127L126 147H124ZM161 145V146H160ZM172 145H173V147L175 146L176 147V149H174V148H172ZM186 145V146H185ZM196 145H203L202 147L204 148L205 146L208 148H197V147H195ZM209 147H208V146ZM112 146V147H111ZM134 146H135V148H134ZM136 146H138V147H136ZM145 146V147H144ZM181 146H182V148H183V146H184V148H183V151H179V150H182V148H181ZM191 146V147H190ZM248 146V147H247ZM53 147V148H52ZM67 147V148H66ZM128 147L130 148V149H128ZM152 147H154V148H152ZM160 147V148H159ZM191 149H190V148ZM240 149H239V148ZM54 148H55V150H54ZM57 148H59V149H57ZM65 150H64V149ZM112 150H111V149ZM114 148V149H113ZM123 148V149H122ZM126 148V149H125ZM132 148V149H131ZM148 149V150H146V149ZM180 148V149H179ZM186 148V149H185ZM196 150H195V149ZM51 149V150H50ZM68 149V151H66ZM83 149V150H84ZM110 150V151H108L107 153H106V151L105 150ZM122 149V150H121ZM159 149V150H158ZM162 149V150H161ZM171 152H167L168 150ZM203 149V150H202ZM206 149V150H205ZM211 149V150H210ZM219 149V150H218ZM222 149L224 150V152L222 151ZM48 152H47V151ZM127 150V151H126ZM133 150V151H132ZM156 150V149H155ZM177 151V153L175 154V152H172V151ZM185 150V151H184ZM221 150V151H220ZM226 150V151H225ZM233 150V151H232ZM239 151V152H237V151ZM241 150H242V152H241ZM95 151H97L96 153H95ZM100 151V152H99ZM104 151V152H103ZM125 151L127 152V154L128 155H132L133 157H127L128 155L125 153ZM129 151H131V154H130V152ZM148 151V152H147ZM163 151V152H162ZM164 151H166V152H164ZM188 151H190V152H188ZM211 151H214V152H212L211 153ZM54 153V154H51V153ZM68 152V153H67ZM124 152V153H123ZM135 153V155H133L134 153ZM139 152V153H138ZM150 152H152V153H150ZM179 152V153H178ZM203 152V153H202ZM219 154H218V153ZM226 152V153H225ZM232 152V155H233V157L235 156V155H239V153L242 155V156H244V158L242 157V156H235L234 158L235 159H233V157H230V153ZM86 153V154H85ZM102 153V154H101ZM106 153V155H104ZM120 153L122 154V155H120ZM136 153H138L139 155H137L136 156ZM166 153H169L168 155L166 154ZM173 153V154H172ZM183 153H184V155H183ZM205 153H207L206 155H205ZM217 153V154H216ZM237 153V154H236ZM51 156H50V155ZM85 154V155H84ZM100 154V155H99ZM113 156H112V155ZM166 154V155H165ZM178 154V155H177ZM181 154H182V156H181ZM212 154V155H211ZM244 154V155H243ZM63 155H64V158H63ZM98 155V156H97ZM116 155V157H114ZM118 155V156H117ZM119 155H120V157L121 156H123L124 157V159H125V157H126V160H124L123 161V157H119ZM124 155H126V156H124ZM141 155V156H140ZM149 155V156H150ZM162 155H165V157L164 156H162ZM172 155V156H171ZM200 155V156H199ZM203 155L206 157H203ZM209 155V156H208ZM220 155V156H219ZM230 157H228V156ZM246 155H248V156H246ZM94 156H97L96 157V159H95V157ZM102 156H106V158H103ZM109 156H111V157H109ZM140 156V157H139ZM148 158H146V157ZM226 156V157H225ZM50 157V158H49ZM69 157L71 158V159H69ZM91 157V159L89 160L88 158H90ZM101 157H102V159H101ZM109 157V158H108ZM120 159H119V158ZM143 157H145L146 158V161L144 160V162L142 161L143 160ZM164 157V158H163ZM199 157V158H198ZM228 157V158H227ZM240 158V160H239V162H238V159L236 160V158ZM248 159H247V158ZM94 158V159H93ZM100 158V159H99ZM117 159V161H115V159ZM132 158H133V160H132ZM134 158H136V159H134ZM144 158V159H145ZM151 158V159H150ZM155 158V159H154ZM168 158V159H167ZM182 158V159H181ZM198 158V160L199 159H201V160H196ZM202 158H203V160H202ZM209 158V159H208ZM219 158H221V159H219ZM51 159V160H50ZM68 159H69V162H68ZM76 159V158H75ZM100 161H99V160ZM128 159H130V160H128ZM152 159H154V160H152ZM158 159H160V157L158 158ZM225 159V160H224ZM229 159V160H228ZM233 159V160H232ZM64 160H65V162H64ZM74 160V161H73ZM88 160L91 162L92 160V162H94V163H90V162H88ZM96 160H98L97 161V163H96ZM101 160H102V163H100L101 162ZM103 160H105V161H103ZM107 160V161H106ZM112 160V161H111ZM114 160V161H113ZM136 162H135V161ZM140 160V161H139ZM174 160V161H173ZM176 160V161H175ZM184 160V161H183ZM195 160H196V162L198 163H195ZM214 160V161H213ZM242 160V161H241ZM246 162H245V161ZM67 161V162H66ZM109 161V162H108ZM124 163H123V162ZM138 161V162H137ZM148 161V162H147ZM168 161V162H167ZM217 161V162H216ZM222 161H224L223 163H221ZM244 161V162H243ZM88 162V163H87ZM107 162H108V164H107ZM128 162V163H127ZM129 162H132V163H129ZM170 162V163H169ZM177 162V163H176ZM194 162V163H193ZM214 162H216V165H215V163ZM221 163V164H219V163ZM227 162V163H226ZM235 163L236 162V164H234V165H236L237 167H234V165L233 164H231V163ZM240 162H243V163H241L240 164ZM85 163H87V166L85 165ZM90 163V165L91 166H93V167H91L90 165H88ZM103 163H106V166H105V168H107V169H105L106 171H100V167L99 166H96V165H98V164H100V165H102ZM136 163V164H135ZM138 163V164H137ZM171 164L169 167H168V165L169 164ZM178 165V168L176 167L177 165ZM202 163H204V164H202ZM239 163V164H238ZM245 163V164H244ZM65 164H66V166H65ZM78 164V165H77ZM96 164V165H95ZM114 164V165H113ZM127 164H129V165H127ZM145 164V165H144ZM146 164H148V165H146ZM149 164H150V166L152 167V166H154V168H153V172L152 171H150L149 169L150 168H147L148 166H149ZM153 164V165H152ZM200 164V165H199ZM242 164H244L245 165V168H243L244 167V165H242ZM109 165V166H108ZM112 165V166H111ZM118 165V166H117ZM119 165L121 166V167H119ZM134 165V166H133ZM193 165L195 166V167H193ZM233 165V166H232ZM242 165V166H241ZM77 166V167H76ZM81 166H82V168H81ZM86 167V168H84V167ZM126 166V167H125ZM138 166H142V167H138ZM147 166V167H146ZM175 166V167H174ZM188 166H192V167H188ZM196 166H198V167H196ZM212 166H213V168H212ZM214 166H216V167H221V169H218V168H214ZM223 166V167H222ZM224 166H225V168H224ZM229 168V171L227 170V167ZM247 166H249V167H247ZM93 169H91V168ZM99 167V168H98ZM125 169H124V168ZM171 167H174V169L173 168H171ZM209 167H211V168H209ZM219 167V168H220ZM230 167H232V169L230 168ZM234 167V168H233ZM49 168H52V169H49V172H48V169ZM59 168V169H58ZM112 168V169H111ZM122 168V169H121ZM128 168H130V169H128ZM131 168H133V169H137V170H133V169H131ZM151 168V169H152ZM162 168H164V169H162ZM170 169V171H167L166 169ZM187 168V169H186ZM193 168V169H192ZM237 168V169H236ZM84 171H82V170ZM87 170V172H86V170ZM88 169L90 170V171H88ZM96 169V170H95ZM99 169V170H98ZM126 169L127 170H129V171H126ZM157 169V170H156ZM164 170L163 172H162V170ZM176 169V170H175ZM206 169H208L207 170V172H206ZM211 169V171H213V173L215 174V171L218 173H216L215 175L211 172V171H209ZM216 169V170H215ZM232 170V172H231V170ZM236 169V170H235ZM244 169V170H243ZM57 170V171H56ZM59 170V171H58ZM78 170H80V171H78ZM98 170V171H97ZM132 170V171H131ZM156 170V172H155V174H154V171ZM159 170L161 171V172H159ZM221 171L220 173H221V175H220V173H219V171ZM224 170H225V172H224ZM227 170V171H226ZM240 172H239V171ZM263 170V171H262ZM33 171H35V172H33ZM51 171V172H50ZM55 171V173H53ZM92 171H93V174H91L92 173ZM111 171H112V173H111ZM114 171H115V174H114ZM124 173H123V172ZM139 171V172H138ZM148 171V172H147ZM166 171V173L165 174H163L164 172ZM179 171H181V172H179ZM201 171H205V172H203V174L206 176L208 173H210V175H207V180L205 179V176H200L199 177V175H200V173H201ZM245 171V172H244ZM58 172V173H57ZM79 172V173H78ZM96 172H98V173H96ZM108 172V173H107ZM128 172V173H127ZM136 173V175H133V174H135ZM137 172H138V174H137ZM149 172H150V175H151V172H152V176H150L149 175ZM157 172H159V173H162L163 175H161V174H159V176H157ZM172 172V173H171ZM234 172V173H233ZM235 172H236V174H235ZM244 172V175H246V178H245V176L242 174ZM1 173V172H0ZM36 174V176H34V175H32V174ZM50 173H53V174H50ZM56 173H57V175H56ZM63 173V174H62ZM83 173V175H81ZM86 173V174H85ZM88 173H90V174H88ZM106 173V174H105ZM110 173V174H109ZM130 173V174H129ZM146 173V174H145ZM147 173H148V175H147ZM169 173H171L172 174V177L174 178V179H172V180H170V177H171V175L169 174ZM227 175H226V174ZM232 173V174H231ZM240 173V174H239ZM60 174H62L61 175V177H60ZM78 174V175H77ZM95 174V175H94ZM104 174H105V176H104ZM109 176H108V175ZM153 174L155 175L154 177H153ZM169 174V175H168ZM174 174V175H173ZM211 174H212V176L214 175V178H216V179H214V178H210L211 177ZM37 175L39 176V177H37ZM49 175H50V177L52 178V179H54V180H52L51 178H49ZM53 175V176H52ZM64 175H65V178H64ZM85 175H86V178H85ZM92 175V176H91ZM108 177H107V176ZM111 175V176H110ZM113 175V176H112ZM131 175H133V178L131 177V178H129V176ZM145 175V176H144ZM160 175H161V177H164V178H162V179H164V181L167 183H163V181H161V180H159L158 179V177H160ZM164 175H166V176H164ZM196 175V176H195ZM236 175H237V177H236ZM247 175H248V177H247ZM57 176V177H56ZM80 176V177H79ZM84 176V177H83ZM89 176H90V178H89ZM97 176H100V178L99 177H97ZM101 176H103V177H101ZM135 176H138V177H136L135 178ZM209 176V177H208ZM241 176V177H240ZM244 176V177H243ZM36 177L38 178V179H43L42 181L40 180H36ZM41 177V178H40ZM43 177V178H42ZM55 177V178H54ZM61 179H60V178ZM83 179H82V178ZM88 177V178H87ZM94 177H95V181L93 180L94 179ZM97 177V178H96ZM104 177H105V179H104ZM115 177V178H114ZM141 177V178H140ZM144 177V178H143ZM151 177H153L154 179L156 178V179H158V180H154V179H152ZM166 177V178H165ZM236 179H235V178ZM34 178V179H33ZM93 178V179H92ZM137 178H138V180H137ZM208 178H210V179H208ZM17 179V180H16ZM56 179V180H55ZM86 180V182H84V181H82V180ZM122 179H125L126 180V182L128 181V180H133V181H130V182H133V185L131 186L130 184L128 185V188L130 189H128V188H126V189H123L122 190V187H120L119 188V185H117V183H115L114 184V182H115V180L119 183L120 182V180H122ZM134 179L135 180H137V181H135L136 183H134ZM161 179V178H160ZM170 180V181H173V182H176L177 183V185H176V183L174 184V185H171V183L173 184V182H171V183H169L167 180ZM213 179V180H212ZM58 180V181H57ZM59 180H61V181H63V180H65V181H63L62 183L59 181ZM79 180H81V182L79 181ZM98 180V181H97ZM140 180V181H139ZM144 181V183H142L143 181ZM154 180V181H153ZM46 181V182H45ZM53 181V182H52ZM55 181H57V182H55ZM72 183H71V182ZM95 183H94V182ZM102 181V182H101ZM159 181H161L162 182V184H161V182H159ZM212 181V182H211ZM236 181H237V183H236ZM240 181V182H239ZM243 181V182H242ZM66 184H65V183ZM69 182H70V184H71V186H70V184H69ZM89 182V183H88ZM90 182H91V184H90ZM99 182V183H98ZM152 182V183H151ZM154 182V183H153ZM218 182V183H217ZM80 183H82V184H80ZM84 183H85V185L86 186H84ZM93 183L95 184V186L93 185ZM104 183V184H103ZM139 183V184H138ZM142 183V184H141ZM149 183H150V185L152 184V186H150L149 185ZM170 185H169V184ZM243 183V184H242ZM68 184V185H67ZM103 184V185H102ZM106 184V185H105ZM136 184H137V187L135 188V186H136ZM145 184H147V186L145 185ZM154 184H159V186H160V184L164 187H162V189L160 188V190H161V192H160V190H159V188H158V190H157V188H155L154 186ZM166 186V188H165V186ZM222 184V185H221ZM228 184V185H227ZM233 184V185H232ZM236 184V185H235ZM83 185V186H82ZM89 185V186H88ZM110 185V186H109ZM111 185L112 186H114V187H111ZM116 185V186H115ZM143 185H145V186H143ZM169 187H168V186ZM227 185V186H226ZM243 185H245V186H243ZM81 186L84 188H86V187H88V189L89 190H87L86 192H84V193H81ZM93 186V187H92ZM99 186H101V188L103 189V187H105L102 191H101V188H99ZM121 186V185H120ZM170 186H171V188H170ZM175 186H177V187H174ZM217 186V187H216ZM242 186V187H241ZM79 187H80V189H79ZM145 187V188H144ZM150 187V188H149ZM157 187H158V185H157ZM178 187V188H179ZM229 187V188H228ZM238 187V188H237ZM17 188V189H16ZM71 188L73 189V191L71 190ZM82 188V189H83ZM93 188H96V189H93ZM99 188V189H98ZM107 188V189H106ZM134 188H135V190H134ZM150 189V191L152 190L153 191V189L152 188H154V190L157 192H155L154 193V191H153V193H152V191H151V193L154 195H152V196H150V195H148L150 192H148L149 191V189ZM168 188H170V191H169V189ZM77 189V190H76ZM87 189V188H86ZM110 189V190H109ZM138 189V190H137ZM144 189V190H143ZM148 189V190H147ZM164 189H167V190H164ZM222 189V188H221ZM29 190V191H28ZM58 190V191H57ZM79 190V191H78ZM91 190V191H90ZM99 190V191H98ZM106 190H108V192L106 191ZM115 191V192H112V191ZM121 191V193L122 194H119L120 193V191ZM125 190V191H124ZM147 190V191H146ZM173 190V191H172ZM229 190V191H228ZM88 191H90V194H89V192ZM93 191H96V192H98V193H96V192H93ZM133 192V193H131V192ZM168 191V192H167ZM68 192H70L69 194H68ZM88 192V194L89 195H85V193H87ZM106 192V193H105ZM110 192V193H109ZM125 192V193H124ZM72 193V194H71ZM74 193V194H73ZM81 195H80V194ZM102 193H103V195H102ZM127 193H129V194H127ZM150 193V194H151ZM159 193H161V194H159ZM259 193H261L260 195H261V197H260V195H259V197H258V195L257 196H255L256 194H259ZM64 194H65V197H66V195H68L67 197H66V199H68V200H65L64 199ZM76 194V195H75ZM126 194H127V196H126ZM73 195V196H72ZM84 195V196H83ZM93 195V196H92ZM98 195V196H97ZM123 195H124V197H123ZM130 195V196H129ZM138 195V197H136ZM253 195V196H252ZM69 196H70V198H69ZM77 196V197H76ZM93 198H92V197ZM94 196L96 197L95 198V200H92V199H94ZM122 196V197H121ZM133 196V197H132ZM142 196H143V198H144V200L142 199ZM145 196H147V197H145ZM151 197L153 200L152 201H150L151 200V198L148 200V198L149 197ZM255 196V197H254ZM73 197V198H72ZM87 197V198H86ZM88 197H89V199H88ZM91 197V198H90ZM99 197V198H98ZM100 197L102 198V201L104 202V203H102V201H101V199H100ZM105 197V198H104ZM121 197V198H120ZM131 197V198H130ZM253 197V198H252ZM257 197H258V199H257ZM74 198H76V199H74ZM81 198V199H80ZM98 198V199H97ZM103 198L105 199V200H103ZM120 198V199H119ZM123 198V199H122ZM126 198H128V199H126ZM140 198H141V200H142V203H141V201H140ZM145 198L147 199V201H146V203H145ZM70 199V200H69ZM84 199V200H83ZM100 199V200H99ZM125 199V200H124ZM133 199V200H132ZM135 199H137L138 200V202H137V204L135 203L137 200H135ZM257 199V200H256ZM84 202H83V201ZM86 200V201H85ZM92 200V202H90ZM107 200V202H105ZM95 201V202H94ZM98 201H99V203H98ZM123 201H125V202H123ZM128 201V202H127ZM131 201H134V202H131ZM154 201V202H155ZM230 201V202H229ZM117 202V203H116ZM127 202V203H126ZM153 202V203H154ZM17 203V204H16ZM89 203V204H88ZM91 203V204H90ZM93 203H95V204H93ZM110 204V205H108V204ZM123 203V204H122ZM134 203H135V205H136V207L134 206ZM141 203V205H139ZM144 203H145V206H144V208L146 209V211H144L145 209L142 207V209H143V211H142V209H141V206H143L144 205ZM230 203H231V205H230ZM245 203H247V204H245ZM50 204V205H49ZM98 204H99V206H98ZM103 204V205H102ZM106 204H107V206H106ZM130 204V205H129ZM133 204V205H132ZM243 204V205H242ZM88 205V206H87ZM100 205H102L103 206V208L102 207H100ZM104 205H105V207H107V208H105L104 207ZM126 205V211H125V208H124V206ZM16 206V207H15ZM82 206H83V209H82ZM89 208H87V207ZM90 206V207H89ZM128 206V207H127ZM139 206V207H138ZM239 206V207H238ZM242 206V207H241ZM85 207V208H84ZM93 207V208H92ZM95 207V208H94ZM113 209H112V208ZM136 209H135V208ZM221 209H220V208ZM241 207V208H240ZM243 207L245 208V209H243ZM101 208V209H100ZM105 208V209H104ZM124 208V209H123ZM133 208L135 209V210H133ZM149 208V209H148ZM99 209V210H98ZM104 209V210H103ZM113 211H112V210ZM121 209V210H120ZM131 209V210H130ZM209 209H210V211H209ZM218 209H219V211H218ZM223 209V210H222ZM238 209V210H237ZM94 210V211H93ZM101 210V211H100ZM125 212H124V211ZM138 211V213H137V211ZM211 210H214V211H211ZM242 210H243V212H242ZM100 213H99V212ZM109 211V212H108ZM121 211V212H120ZM140 211V212H139ZM216 211V212H215ZM221 211V212H220ZM239 211V212H238ZM241 211V212H240ZM89 212V213H88ZM102 212V213H101ZM108 212V213H107ZM154 214H152V213ZM95 213V214H94ZM107 213V214H106ZM111 213V214H110ZM141 215H140V214ZM146 213V214H145ZM209 213H212V215L211 214H209ZM103 214V215H102ZM134 216H133V215ZM136 214V215H135ZM140 215L139 217H138V215ZM144 214L146 215L145 217H144ZM151 215V217L149 216V215ZM93 215V216H92ZM209 215H211V217L209 218L208 216ZM137 216V217H136ZM148 216V217H147ZM205 216H207L208 217V219H204V217ZM132 217V218H131ZM144 217V218H143ZM214 217V218H213ZM51 218V219H50ZM139 218H140V221H139ZM148 219L147 221L146 220H143V219ZM150 218V219H149ZM154 218H156L155 220H157L158 218H161L160 216H155ZM131 219V220H130ZM138 221H137V220ZM210 219H212V221L210 220ZM48 220L50 221V222H48ZM141 220L143 221V223L141 222ZM151 220V221H150ZM205 220V221H204ZM213 220H215V221H213ZM86 221V222H85ZM132 221H137L139 224L140 223H142V225H141V227H140V225L139 224H137V222L133 225V223L134 222H132ZM145 221V222H144ZM164 221V220H163ZM208 221H211V222H208ZM225 221V222H224ZM96 222V223H95ZM147 222V223H146ZM150 222V223H149ZM95 223V224H94ZM213 223V224H212ZM98 224V225H97ZM101 224V225H100ZM137 224V225H136ZM143 224L146 226V227H142L143 226ZM150 224V225H149ZM153 226H152V225ZM106 225V226H105ZM131 225H133L134 226V228H133V226L131 227ZM139 225V226H138ZM210 225L212 226L211 228H210ZM127 226V227H126ZM128 226H130L131 228H133L134 230V232L137 234V239L134 241H132V243H131V247L130 246H126V245H123V244H118L111 236H110V231L111 230H115V229H131V228H129ZM152 227V230H151V227ZM207 226H209V229H208V227ZM215 226V227H214ZM126 227V228H125ZM148 227H149V229H148ZM174 227V228H173ZM177 227H179V228H177ZM164 228H165V230L168 232H166L165 230H164ZM172 228V229H171ZM204 228H206V229H204ZM216 228V229H215ZM136 229L138 230V231H136ZM142 229V230H141ZM148 229V230H147ZM159 229H162V230H159ZM145 230V231H144ZM158 230H159V232H158ZM165 232H164V231ZM206 230V231H205ZM214 230V231H213ZM224 230V231H223ZM230 230V231H229ZM251 230V231H250ZM148 232V233H145V232ZM152 232L153 234H151L150 232ZM210 231V232H209ZM217 231V232H216ZM222 231V232H221ZM227 231V232H226ZM229 231V232H228ZM247 231V232H246ZM139 232V233H138ZM164 232V233H163ZM175 232V233H174ZM179 232H181V233H179ZM208 232H209V234H208ZM211 232H212V234H211ZM221 232V233H220ZM79 233H80V235H79ZM99 233V234H98ZM102 233V234H101ZM107 233H108V235H107ZM135 233H134V235H135ZM172 235H171V234ZM178 233L180 234V235H178ZM208 235H207V234ZM223 233V234H222ZM228 233V235H226ZM81 234H82V236L83 237H81ZM107 235V236H105V235ZM148 234H149V242H148ZM155 234L157 235V237H155ZM168 234V235H167ZM219 234V235H218ZM234 234V235H233ZM66 237H65V236ZM133 235V236H134ZM150 235H151V237L154 239H152V238H150ZM160 235V236H159ZM174 235V236H173ZM177 235V236H176ZM181 235L183 236V237H181ZM189 235V236H188ZM207 235V236H206ZM212 235L213 236H215L214 238L212 237ZM240 235V236H239ZM254 235V236H253ZM61 236L63 237L64 236V238L62 239L61 238ZM100 236V237H99ZM136 236V235H135ZM134 236V237H135ZM139 236V237H138ZM145 236H146V238H145ZM154 236V237H153ZM159 236V237H158ZM165 236V237H164ZM168 236V237H167ZM172 238H171V237ZM179 236V237H178ZM187 236V237H186ZM197 236V237H198ZM225 236V237H224ZM237 236H238V239H237ZM68 237V239H66ZM78 237V238H77ZM89 239H88V238ZM93 238V239H91V238ZM162 237V238H161ZM178 238V239H176V240H174L175 238ZM184 237H186L185 239H184ZM209 237V238H208ZM212 237V238H211ZM229 237V238H228ZM232 237H235V238H233V239H235V240H233L232 239ZM79 238H82V239H79ZM87 238V239H86ZM169 241V243H167L166 242V239ZM180 238H182V240L180 239ZM188 238V239H187ZM241 238V239H240ZM243 238V239H242ZM66 239V240H65ZM78 239V240H77ZM106 239H107V241H106ZM109 239V240H108ZM138 239H140V240H138ZM143 239V240H142ZM151 239V240H150ZM170 239V240H169ZM173 239V240H172ZM180 239V240H179ZM184 239V240H183ZM228 239V240H227ZM65 240V241H64ZM77 240V241H76ZM81 240V241H80ZM82 240L84 241V240H86L85 242H84V244L82 243ZM91 240H94L95 242H97V243H100V241H101V244H98L97 245V243H96V247H95V242L94 241H92V243L90 242ZM112 240V241H111ZM114 240V241H113ZM171 240H172V242H171ZM178 240V241H177ZM224 240H226V242L224 241ZM238 240V241H237ZM242 240V241H241ZM63 241H64V243H63ZM106 243H104V242ZM163 241H165V242H163ZM182 241V242H181ZM230 241V242H229ZM232 241H234V242H232ZM62 242V243H61ZM79 242V243H78ZM80 242H81V245H80ZM88 242V243H87ZM103 242V243H102ZM109 242V243H108ZM117 244H116V243ZM174 242V243H173ZM179 242V243H178ZM225 242V243H224ZM236 242H238V244L236 243ZM240 242V243H239ZM244 244V246H242L243 244ZM69 245H67V244ZM78 243V244H77ZM113 243V244H112ZM135 243V244H134ZM150 243V244H149ZM237 245H236V244ZM67 245L66 247H64L65 245ZM103 244V245H102ZM153 246H152V245ZM156 244V245H155ZM165 244V245H164ZM181 246H180V245ZM212 244H213V242H212ZM73 245V246H72ZM93 245V246H92ZM100 245V246H99ZM118 245H119V247H118ZM133 245V246H132ZM146 245V246H145ZM151 245V246H150ZM155 245V246H154ZM174 245V246H173ZM241 246V248L240 247H238V246ZM75 246H77V248L75 247ZM109 246V247H108ZM122 246V247H121ZM124 246V247H123ZM126 246V247H125ZM149 246V247H148ZM157 246H158V249H159V251H158V249H155V248H157ZM180 246V247H179ZM236 246H237V249H236ZM72 247V248H71ZM93 247V248H92ZM149 249H148V248ZM178 247L180 248V249H178ZM69 248V249H68ZM76 250V251H74V249ZM120 248H121V250H120ZM146 249V251H144L145 249ZM152 248V249H151ZM162 250H161V249ZM170 248V249H169ZM239 248V249H238ZM243 248H245V249H243ZM96 249V250H95ZM130 249V250H129ZM147 249H148V251H147ZM167 249V250H166ZM178 249V250H177ZM234 249V250H233ZM242 249V250H241ZM247 249V250H246ZM64 250H66V251H68V252H66V251H64ZM88 250H89V252L90 253H88ZM98 250V251H97ZM136 250L138 251V253L136 252ZM152 250V252H150ZM70 251V252H69ZM72 251V252H71ZM179 251V253H178V255H176L175 253H177V252ZM238 251V252H237ZM242 251V252H241ZM247 251H249V252H246ZM255 251V252H254ZM76 252V253H75ZM98 252V253H97ZM100 252L102 253V254H100ZM145 252H147V253H145ZM158 252V253H157ZM162 252H164V253H166V254H164V253H162ZM169 252V253H168ZM219 252H221L220 254H221V256L223 255H225V256H227V257H221L220 256V254H219ZM235 252L237 253V254H239L240 255V257H239V255H235ZM131 253H134V256H133V254L131 255ZM225 253V254H224ZM233 253V254H232ZM241 253H242V255H241ZM245 253V254H244ZM96 254V255H95ZM142 254V256H143V254H144V256H143V258H145V259H143V258H140L141 255ZM164 255V256H162V255ZM168 254V255H167ZM218 254H219V257L220 258H218ZM228 254H229V256H228ZM230 254H232V256H233V258H232V256L230 255ZM244 254V255H243ZM247 254H249V255H247ZM98 255V256H97ZM138 255V256H137ZM158 255V256H157ZM175 255V256H174ZM247 255V256H246ZM162 256V257H161ZM181 256V257H180ZM189 256V257H188ZM237 258H236V257ZM253 258H252V257ZM162 259H165L164 257H166L167 258V261H165V260H162ZM215 257H217V258H215ZM239 257V258H238ZM249 257H251L250 259H249ZM134 258V259H133ZM136 258V259H135ZM180 258V259H179ZM225 260V258H226V260H225V262H223V259ZM230 259L229 261H228V259ZM236 258V259H235ZM58 259V260H57ZM161 259V260H160ZM202 259V258H201ZM246 259V260H245ZM136 260V261H135ZM190 260V261H189ZM206 260H207V262H206ZM217 260V261H216ZM220 260V261H219ZM231 260H234L233 262L231 261ZM144 261V262H143ZM160 261V262H159ZM215 263H214V262ZM241 261V262H240ZM165 262V263H164ZM211 262H213V263H211ZM236 262V263H235Z\"/></svg>",
  "mask_w": 264,
  "mask_h": 264
},
{
  "label": "bare ground",
  "instance_id": "6f19581e",
  "mask_svg": "<svg viewBox=\"0 0 264 264\" xmlns=\"http://www.w3.org/2000/svg\"><path fill=\"white\" fill-rule=\"evenodd\" d=\"M106 0H104V2H105ZM124 1V0H123ZM126 1V0H125ZM124 1V2H125ZM219 1V0H218ZM222 1V0H221ZM224 1V0H223ZM228 1V0H227ZM231 1V0H230ZM232 1H234L233 2V4H236L235 5V7L233 6V11L231 10V12L232 13H234V15L236 14L237 16L239 15V14H242L241 16H243V14L245 13V14H249V13H247V9H248V7L249 6H251V5H248L249 4V1L250 0H232ZM254 1V0H253ZM251 2V3H254V2ZM261 1V0H260ZM260 1H258V2H260ZM118 1L117 0H109V2H107L108 3V5H105L104 3H102V0H0V22H2V24H3V27H5V29H4V32H5V30H14V29H17V28H19V27H21V26H25V27H29L30 29H28V31L30 30L31 31V33H29L28 32V34H23L25 31L24 30H22L23 31V33L21 34H15V32H14V35L16 36V37H9L8 36V34H4L3 32H2V30L0 31V32H2L1 34H0V185H2L3 183H5V182H8L9 181V178H8V174H7V172H6V169H10V170H13L14 172H15V174H18L19 173V170L21 169V171H22V173H23V175H25V177H26V179L28 178V177H31V169H33V170H35V171H38V170H40V167H41V165L43 164L44 166V168H45V165L47 166V165H49V167L50 166H52L53 168L54 167H57L58 165H59V163H57L58 165L57 166H54V162L52 161V165H50L49 163L47 164V159H48V157L46 156V153H45V151H44V146L46 145H44V141L45 140H48V139H45L46 137H49L51 140H50V142H54V143H58V142H65L67 145H68V147H69V151L71 150V152H70V156L73 158V156L72 155H74V160H76L75 162H72V161H70L71 163L69 164L70 166L68 167V169H66V171H65V175L66 176H68L71 180H72V185L73 184H76L75 185V187H78L77 186V181H78V179L79 178H77L75 175H76V173H74L75 171L73 170V168H75L74 166L76 165V163H80L79 165H78V167L83 163V162H85L86 160H85V158H86V156H88V154H86L87 152L89 153V155H91L92 153H94L93 151H91V150H89V148H86L85 147V149H84V145L83 144H81V142L80 141H82L83 139V137L81 138L82 140H80L79 138V136H84L83 135V133H85L84 131H82V128H80V126L78 125V121L77 120H75L78 116H76V118H75V116H73V115H68V114H70V113H66V114H64L63 112H62V105L64 104V105H67L68 106V104L67 103H70L69 102V100H68V98H69V96H68V88L69 87H71L72 85V83L74 82V81H72L73 79H75V78H77V79H80L81 77H82V80L84 79V82H86L87 84H86V86L88 85V87L86 88V89H88L89 90V95H90V97H92V98H97V97H99L100 98V96H98V95H103L104 94V92H103V88L101 89L100 88V90L97 92V90H94V89H96L95 87L97 86V85H95V83L93 82L94 81V79L95 78H93V80H92V77H91V73L92 74H94V73H96V74H98L101 70V68H97L96 66H97V64L95 63V61L97 60V59H94V60H92L93 59V55H91V51L92 50H90V41H88V40H85L84 38H86L87 36H83V38H81V37H79L80 36V33H81V31H84V30H82L81 29V31H80V33H79V25H78V23L77 22H75L76 20H75V16L76 17H78V14H80L81 16L80 17H82V19H84V22H82V23H85V20L90 24V25H92L93 23H95V24H97L96 22H98V21H100L101 19H103V23H105L106 24V19L110 16L109 14H110V12H112L111 11V8H113L115 5H119V3H117ZM120 2H121V0H120ZM127 2H129V1H127ZM216 2H217V0H216ZM130 3V2H129ZM132 3V2H131ZM219 3V2H218ZM225 3V2H224ZM232 3V2H231ZM261 3L262 4H264L262 1H261ZM123 4V3H122ZM121 4V5H122ZM212 4H214V3H212ZM216 5H217V3H215ZM222 4H223V2H222ZM262 4H261V6H262ZM121 5H119V6H121ZM132 5V4H131ZM228 5V4H227ZM226 5V6H227ZM253 5V4H252ZM218 6V5H217ZM255 6V5H254ZM115 7H118V6H115ZM138 7V6H137ZM218 7H220V6H218ZM193 9H194V7H192ZM214 8V7H213ZM217 8V7H216ZM222 8V7H221ZM226 8V7H225ZM250 8V7H249ZM252 8H254V7H252ZM258 8V7H257ZM259 8H260V6H259ZM21 10V9H23V13L22 14H20V15H17V12L16 11H18V10ZM114 9V8H113ZM112 9V10H113ZM115 9H117V8H115ZM114 9V10H115ZM220 9V8H219ZM256 8H254V10H255ZM263 9V8H262ZM119 10V9H118ZM185 10H187V9H185ZM199 10H201L202 12H203V10L202 9H199ZM217 10V9H216ZM221 10V9H220ZM251 10V9H250ZM249 9H248V12L250 11ZM183 11V10H182ZM189 11V10H188ZM219 11V10H218ZM253 11V10H252ZM255 11H257V10H255ZM15 12H16V14H15ZM20 12V11H19ZM18 12V13H19ZM258 12V11H257ZM182 13V12H181ZM191 13V12H190ZM252 13V12H251ZM256 13V12H255ZM261 13V12H260ZM263 13H264V11H263ZM83 14V15H82ZM112 14V13H111ZM126 14V13H125ZM187 15H188V12L186 13ZM203 14V13H202ZM201 14V15H202ZM208 14V13H207ZM226 14V13H225ZM73 15H75L74 17H73ZM109 15V16H108ZM190 15V14H189ZM255 15V14H254ZM258 15H259V13H258ZM108 16V17H107ZM182 16V15H181ZM184 16V15H183ZM198 16H200V15H198ZM240 16V15H239ZM247 16V15H246ZM251 16V15H250ZM250 16H249V20L250 19H252V18H250ZM256 16V15H255ZM111 17H112V15H111ZM114 17H116V15L114 16ZM164 17V16H163ZM177 17H178V14H177ZM180 17V16H179ZM188 17V16H187ZM203 17V16H202ZM253 17V16H252ZM260 17V16H259ZM264 17V16H263ZM79 18V17H78ZM110 18V17H109ZM157 18V17H156ZM155 18V19H156ZM160 18H162V16H160ZM165 18V17H164ZM240 18H242L243 19V17H240ZM247 19H248V17H246ZM257 18H258V16H257ZM261 18H262V16H261ZM80 19V18H79ZM81 19V20H82ZM118 19H120V18H118ZM197 19V18H196ZM245 19V18H244ZM255 19V18H254ZM254 19L252 20V21H254ZM260 19V18H259ZM263 19V18H262ZM18 20V21H17ZM109 20V19H108ZM162 20H163V18H162ZM171 20V19H170ZM175 20H177V19H175ZM174 20V21H175ZM185 20V19H184ZM189 20H190V18H189ZM110 21V20H109ZM108 21V22H109ZM116 21V20H115ZM119 21V20H118ZM117 21V22H118ZM158 21H159V19H158ZM167 22L169 21V19H167L166 20ZM173 21V20H172ZM182 21H183V19H182ZM185 21H187V19L185 20ZM194 21V20H193ZM192 20H191V22H193ZM251 21V22H252ZM259 21H261V20H259ZM264 21V20H263ZM54 23V22H56V25H55V23H54V25H55V29L56 30H54V32L56 31L57 33L56 34H51V33H48L47 32V34H45L44 32H43V34H41L42 32L40 31V33H37V30H36V32H35V27H37V26H40V27H45V29L47 28V26L49 27V23ZM119 22H121V21H119ZM126 22H127V20H126ZM161 21H159L158 23H160ZM165 22V21H164ZM191 22H190V24H191ZM53 23H52V25H53ZM82 23H81V25H82ZM103 23H102V26H104L103 25ZM156 23H157V21H156ZM187 23H189V22H187ZM85 24H87V23H85ZM88 24V25H89ZM110 24H113V22H111L110 21ZM131 24V23H130ZM168 24V23H167ZM186 24V23H185ZM248 24H250L249 22H248ZM254 24V23H253ZM28 25V26H27ZM115 25V24H114ZM86 26V25H85ZM101 26V27H102ZM106 26V25H105ZM110 26V25H109ZM109 26H106V27H109ZM125 26V25H124ZM123 26V27H124ZM132 26H133V23H132ZM0 27H1V25H0ZM89 27H91V26H89ZM88 27V28H89ZM105 27V28H106ZM110 27H112V25L110 26ZM110 27H109V29H110ZM119 27V26H118ZM253 27V26H252ZM38 28V27H37ZM36 28V29H37ZM50 28V27H49ZM93 28V27H92ZM128 28V27H127ZM250 28V27H249ZM24 29V28H23ZM42 29V28H41ZM40 29V30H41ZM48 29V28H47ZM51 29V28H50ZM49 29V30H50ZM103 29H104V27H103ZM108 29V30H109ZM118 29V28H117ZM116 29V30H117ZM141 29V28H140ZM153 29V28H152ZM152 29H150V31L149 32H151V30ZM244 29V28H243ZM254 29V28H253ZM19 30V29H18ZM52 30V29H51ZM113 30V29H112ZM128 30V29H127ZM149 30V29H148ZM238 30H240V29H238ZM15 31V30H14ZM85 31H87V30H85ZM91 31V30H90ZM117 31H120L119 29L117 30ZM129 31L130 30H128V34H129ZM10 32H13V31H10ZM18 32V31H17ZM52 32V31H51ZM88 32H89V29H88ZM87 32V33H88ZM104 32H106V31H104ZM261 32V31H260ZM25 33H27V32H25ZM84 33V32H83ZM83 33H81V34H83ZM107 33V32H106ZM74 34H76V36L74 35ZM77 34H79V36H77ZM118 34V33H117ZM132 34V33H131ZM46 35H48L47 37H44V36H46ZM244 35V34H243ZM254 35V34H253ZM228 36V35H227ZM245 36V35H244ZM257 36V35H256ZM262 36V35H261ZM89 37V36H88ZM231 37V36H230ZM247 37V36H246ZM45 38H46V40H45ZM90 38V37H89ZM225 38V37H224ZM228 38H229V36H228ZM33 39H35V40H33ZM225 39H227V37L225 38ZM243 39H246V38H243ZM92 40V39H91ZM103 40V39H102ZM219 40V39H218ZM229 40V39H228ZM249 40H250V38H249ZM235 41V40H234ZM234 41L233 40H231V38H230V40H229V46L231 47V48H236L237 46H238V44L240 43V41H238L239 43L236 45V43L234 44ZM237 41V40H236ZM245 40H243V42H244ZM100 42V41H99ZM219 42V44H220V41H218ZM228 42V41H227ZM241 43H242V41H241ZM132 44V43H131ZM218 44V45H219ZM224 44H225V42H224ZM242 45V44H241ZM240 45V46H241ZM243 45H244V43H243ZM132 46V45H131ZM131 46H129V47H131ZM144 46V45H143ZM213 46V45H212ZM90 47V48H89ZM128 47V48H129ZM227 48V47H226ZM229 48V47H228ZM230 48V49H231ZM130 49V48H129ZM229 49V50H230ZM233 49V51H235ZM241 49H244V48H241ZM146 50V49H145ZM152 50V49H151ZM153 50H155V49H153ZM215 50V49H214ZM228 50V49H227ZM228 50V51H229ZM247 50H248V48H247ZM112 52H113V50H111ZM110 50H109V52H111ZM203 51V50H202ZM201 51V52H202ZM116 52V51H115ZM115 52H113V53H115ZM126 52V51H125ZM128 52V51H127ZM145 52V51H144ZM152 52V51H151ZM230 52L231 51H229L228 53L230 54ZM238 52V51H237ZM124 53V52H123ZM149 54V51H147L146 53H144L142 56H140L139 57V59H142V61H143V59H145L146 58V56ZM155 53V51L153 52V54ZM203 53V52H202ZM206 53V52H205ZM235 53V55H236V52H234ZM234 53H231L232 55L234 54ZM239 53V52H238ZM241 53H243V51L241 52ZM142 54V53H141ZM158 54V53H157ZM208 54V53H207ZM214 54V53H213ZM230 54V55H231ZM108 55V54H107ZM110 55V54H109ZM199 55H200V52H199ZM204 55V54H203ZM206 55V54H205ZM209 55V54H208ZM208 55H206V57L208 56ZM215 55H216V52H215ZM232 55H231V58H232ZM119 56V55H118ZM144 56H145V58H144ZM149 56H150V54H149ZM181 56H183V55H181ZM189 56V55H188ZM193 56V55H192ZM191 55H190V57H192ZM195 56V55H194ZM202 56V55H201ZM213 56V55H212ZM238 56H240V55H238ZM106 57V56H105ZM115 57V56H114ZM121 57V56H120ZM152 57H154V56H152ZM152 57H150L149 59H148V56H147V59L149 60V63L150 62H152V61H150V59L152 58ZM163 57V56H162ZM168 57H170V56H168ZM167 57V58H168ZM175 57V56H174ZM174 57H172L173 59H174ZM209 57V56H208ZM235 57V56H234ZM97 58V57H96ZM157 58H159V57H157ZM177 58V57H176ZM178 58H179V56H178ZM181 58V57H180ZM187 58H189V57H187ZM196 58V57H195ZM201 58H203L204 59V57H201ZM219 57L217 56V59H218ZM223 58V57H222ZM237 59L239 58V57H236ZM101 59H105L104 57L103 58H101ZM153 59V58H152ZM151 59V60H152ZM155 59V58H154ZM171 59V58H170ZM184 59V58H183ZM190 59V58H189ZM212 59H215V58H212ZM212 59H211V61H212ZM224 59V58H223ZM225 59H227V58H225ZM235 59V58H234ZM98 60H100V58L98 59ZM107 60V59H106ZM119 60V59H118ZM156 60V59H155ZM155 60H153V62L155 61ZM160 60V59H159ZM165 60V59H164ZM179 60V59H178ZM185 60V59H184ZM191 60V59H190ZM201 60V59H200ZM245 60V59H244ZM105 61V60H104ZM109 61V60H108ZM144 61H146V60H144ZM157 61V60H156ZM161 61V60H160ZM159 61V62H160ZM182 61V60H181ZM187 61H188V59H187ZM194 61V60H193ZM198 61V60H197ZM219 61V60H218ZM223 61V60H222ZM225 61V60H224ZM238 61V60H237ZM236 61V62H237ZM97 63H98V61H96ZM111 62V61H110ZM114 62V61H113ZM123 62V61H122ZM162 62V61H161ZM160 62V63H161ZM173 62V61H172ZM196 62V61H195ZM203 62V61H202ZM208 62V61H207ZM209 62H210V60H209ZM208 62V63H209ZM240 62V61H239ZM101 63H103V61L101 62ZM107 63V62H106ZM112 63V62H111ZM111 63H110V65H111ZM115 63H117V62H115ZM114 63V64H115ZM119 63H121V62H119ZM126 63H128V62H126ZM140 63V62H139ZM142 63H144L145 64V62H142ZM147 63H148V61H147ZM147 63L145 64V67H146V65H147ZM158 63V62H157ZM165 63V62H164ZM176 63H179V62H177L176 61ZM185 63V61L183 62V64ZM198 63H200L199 61H198ZM197 63V64H198ZM221 63H223V62H221ZM234 63H235V61H234ZM100 64V63H99ZM109 64V63H108ZM123 64H125V63H123ZM138 64V63H137ZM136 64V65H137ZM144 64H142V65H144ZM159 64V63H158ZM162 65H164L163 63H161ZM160 64V65H161ZM166 64V63H165ZM173 64V63H172ZM187 64V63H186ZM185 64V65H186ZM194 63L192 62V65H193ZM204 64V63H203ZM212 64V63H211ZM210 64V65H211ZM216 64V63H215ZM240 64V63H239ZM252 64V63H251ZM103 65H104V63H103ZM109 65V66H110ZM118 65V64H117ZM128 65V64H127ZM126 65V66H127ZM141 65V64H140ZM139 65V67H141ZM148 65H150V64H148ZM152 65H154V67H155V64H152ZM152 65H150V66H152ZM161 65V66H162ZM176 65V64H175ZM179 65V64H178ZM184 65V66H185ZM188 65V64H187ZM186 65V66H187ZM200 65V64H199ZM232 64H230V66H231ZM100 66V65H99ZM102 66V65H101ZM119 66V65H118ZM123 66V65H122ZM135 66V65H134ZM138 66V65H137ZM159 66V65H158ZM157 66V67H158ZM174 66V65H173ZM180 66H181V64H180ZM183 66V67H184ZM185 66V67H186ZM190 66V65H189ZM197 66V65H196ZM205 66H206V64H205ZM218 66V65H217ZM217 66H216V69H217ZM219 66H222V65H219ZM232 66H235V65H232ZM231 66V67H232ZM104 67V66H103ZM113 67V66H112ZM115 67V66H114ZM129 67V66H128ZM143 67V66H142ZM171 67V66H170ZM175 67H177V65L175 66ZM174 67V68H175ZM179 67V66H178ZM182 67V66H181ZM180 67V68H181ZM191 67V66H190ZM209 67V66H208ZM207 67V68H208ZM211 67H212V65H211ZM215 67V66H214ZM223 67V66H222ZM228 67V66H227ZM135 68V67H134ZM156 68V67H155ZM158 68H160V66L158 67ZM167 68V67H166ZM173 68V67H172ZM201 68V67H200ZM200 68H198V66H197V69H200ZM220 68V67H219ZM229 69H230V67H228ZM243 68V67H242ZM255 68V67H254ZM259 68V67H258ZM261 68V67H260ZM263 68V67H262ZM106 69V68H105ZM110 69H112V68H110ZM120 69V68H119ZM122 69V68H121ZM129 69V68H128ZM138 69V68H137ZM142 69H144V67L142 68ZM147 69H149V67L147 68ZM150 69H151V67H150ZM171 69V68H170ZM182 69V68H181ZM181 69H179V70H181ZM192 69V68H191ZM196 69V68H195ZM196 69V70H197ZM216 69H214V70H216ZM221 69V68H220ZM228 69V71H230ZM235 69V68H234ZM233 69V70H234ZM238 69V68H237ZM241 69V68H240ZM239 69V70H240ZM245 69V68H244ZM244 69H243V71H244ZM100 70V71H99ZM107 70V69H106ZM109 70V69H108ZM125 70V69H124ZM134 70V69H133ZM139 70H140V68H139ZM146 70V69H145ZM153 70H154V68H153ZM169 69L167 68V70L166 71H168ZM176 70H178V69H176ZM183 70V69H182ZM205 70V69H204ZM209 70L211 71V68L209 67ZM218 70V69H217ZM232 70V69H231ZM232 70V71H233ZM236 70V69H235ZM256 70H257V68H256ZM260 70V69H259ZM264 70V68L262 69V71ZM149 70H146V71H144L143 70V72L140 70V71H138V72H133L134 74L135 73H137L136 75L138 76L137 78L139 79L140 78V76L141 75H138V73H145V72H147V73H150V72H148ZM156 71V70H155ZM154 71V72H155ZM170 71V70H169ZM172 71V73H174L173 72V70H171ZM184 71H186V70H184ZM189 71V70H188ZM187 71V72H188ZM221 71V70H220ZM219 70H218V72H220ZM222 71H226V70H222ZM221 71V72H222ZM232 71H230V72H232ZM261 71V72H262ZM105 72V71H104ZM111 72V71H110ZM181 72V71H180ZM183 72V71H182ZM196 72H200V70L199 71H196ZM207 72V71H206ZM213 72V71H212ZM211 72V73H212ZM227 72V71H226ZM235 72V71H234ZM237 72H238V70H237ZM107 73V72H106ZM128 73V72H127ZM184 73H186V72H184ZM189 73H191V72H189ZM195 73V72H194ZM193 73V74H194ZM240 74L242 73V72H239ZM259 73H260V71H259ZM95 74V75H96ZM101 74V73H100ZM108 74H109V72H108ZM132 74V73H131ZM151 74V73H150ZM161 74V73H160ZM175 74V73H174ZM173 74V75H174ZM197 74H199V73H197ZM212 74H214V73H212ZM211 74V75H212ZM221 74V73H220ZM223 74V73H222ZM230 74V73H229ZM125 75V74H124ZM127 75V74H126ZM136 75L134 76V75H132L133 77H135V78H133V77H130L129 79H133L132 81H138V79H136ZM146 75V74H145ZM187 75H188V73H187ZM209 75V74H208ZM215 75V74H214ZM226 75V74H225ZM231 75H233L234 76V74L232 73ZM236 75V74H235ZM243 75V74H242ZM79 76H80V78H79ZM98 76H100V77H102L101 75H98ZM105 76V75H104ZM144 76V75H143ZM157 76V75H156ZM164 76V75H163ZM167 76H168V74H167ZM178 76V75H177ZM190 76V75H189ZM201 76V75H200ZM217 76V75H216ZM220 76V75H219ZM223 76V75H222ZM229 76V75H228ZM227 75H226V78L228 77ZM175 77V76H174ZM205 77V76H204ZM207 77V76H206ZM231 77V76H230ZM254 77V76H253ZM96 78H99V77H96ZM112 78V77H111ZM143 78V77H142ZM146 78H148V76L146 75ZM155 78H157V77H155ZM173 78V77H172ZM178 78V77H177ZM184 78H186V77H184ZM184 78H183V80H184ZM198 78H199V76H198ZM210 78H212V76L210 77ZM210 78H209V80H210ZM221 78V77H220ZM250 78H252V77H250ZM257 78V77H256ZM107 79V78H106ZM124 79V78H123ZM141 79V78H140ZM159 79V78H158ZM205 79H207V78H205ZM204 79V80H205ZM217 79H219L218 77H217ZM230 79V78H229ZM240 79V78H239ZM254 79V78H253ZM258 80H259V78H257ZM257 79H254V80H257ZM96 80V79H95ZM149 80V79H148ZM174 80V79H173ZM220 80V79H219ZM218 80V81H219ZM221 80H222V78H221ZM225 80V79H224ZM233 80V79H232ZM236 80H238V79H236ZM236 80H235V83H236ZM244 80V79H243ZM242 80V81H243ZM248 80H249V78H248ZM247 80V81H248ZM262 81H261V83L262 82H264L263 80L264 79H261ZM98 81V80H97ZM182 81V80H181ZM203 81V80H202ZM212 81H214L213 79H212ZM211 81V82H212ZM216 81V80H215ZM241 81V80H240ZM246 80H245V82L246 83H249V81L247 82ZM252 81V80H251ZM78 82V81H77ZM135 82V83H136ZM146 82V81H145ZM166 82V81H165ZM197 82V81H196ZM220 82H223V80L222 81H219V83ZM233 82H234V80H233ZM239 82V81H238ZM245 82L243 81V84H245ZM254 82V81H253ZM260 81H257V82H255L257 85H259L258 83H259ZM97 83H99V82H97ZM101 83H103V85H104V89L105 90H107V91H115L114 92V94L116 95V96H118V99H116V100H114V101H110V103H109V106H110V108H111V110L108 108V110L109 111H112V112H110V114H109V120L111 121L112 120V122L114 123L116 120V118H117V116L118 115H124L125 116V114L127 115V114H130L131 115V112L133 111V109H135L136 108V105H137V102L135 101L137 98H138V96H137V94H136V91H135V95L134 96H137V98L135 99V100H133V98H129L128 97V94L126 95L125 94V86H126V83H121V84H117L118 85V87H113L112 86V83H110V82H108L107 80H105L103 77H102V82ZM150 83V82H149ZM180 83V82H179ZM201 83V82H200ZM210 83V82H209ZM223 83H225V82H223ZM235 83H233L234 84V88H235ZM240 83V82H239ZM238 83V84H239ZM242 83V82H241ZM250 83H252V82H250ZM249 83V84H250ZM261 83H260V86H261ZM74 84L76 85L77 83H75L74 82ZM73 84V85H74ZM134 84V83H133ZM136 84H138V83H136ZM135 84V85H136ZM156 84V83H155ZM180 84H182V83H180ZM218 84V83H217ZM221 84V83H220ZM230 84V83H229ZM99 85H100V83H99ZM139 85V84H138ZM196 85V84H195ZM198 85H200V84H198ZM206 85V84H205ZM211 85V84H210ZM228 85V83L226 84V86ZM232 85V84H231ZM240 85H242V84H239V87H240ZM245 85H247V84H245ZM244 85V86H245ZM253 85V84H252ZM251 85V86H252ZM130 86V85H129ZM182 86V85H181ZM180 85H179V87H181ZM197 86V85H196ZM201 86V85H200ZM217 86H219V85H217ZM241 87L242 89L243 88H245V87ZM259 86V87H260ZM73 87V86H72ZM72 87H71V89H72ZM76 87V86H75ZM75 87H73V88H75ZM99 87V86H98ZM135 87V86H134ZM156 87V86H155ZM215 87V86H214ZM228 87H232V86H229L228 85ZM227 87V88H228ZM237 87V86H236ZM250 87V86H249ZM254 87V86H253ZM258 87V88H259ZM263 87H264V85H263ZM131 88H133V85H132V83H131V86H130V90H131ZM152 88V87H151ZM182 88V87H181ZM208 88H209V86H208ZM215 88H218V90H219V88L220 87H215ZM214 88V89H215ZM248 87H246L245 88V90L247 89ZM251 88V87H250ZM257 88V89H258ZM75 89H77V88H75ZM98 89V88H97ZM128 89L129 88H126V90L128 91ZM160 91L159 90H157V89H155L154 90V88H152L151 90H150V93H151V95H150V97L148 96V99L146 100V98H145V100L146 101H144V103H145V105H147L148 107H147V109H150V110H152V106L154 105V107H158V108H161V112L163 111V112H165L166 110H165V106H162V104L161 103H163V105H165L164 104V101H166V100H168V102H170V105H173L174 107H176L177 105H181V104H183V103H194L195 101L193 100V98L191 99L190 98V100H188V99H186V98H179V97H177V96H175L176 94V92H175V88H173L171 85H167L166 87H162V86H160ZM177 89H180V88H177ZM177 89H176V91H177ZM202 89V88H201ZM204 90H206L205 88H203ZM223 89V88H222ZM226 89V88H225ZM236 89V88H235ZM252 89V88H251ZM250 89V90H251ZM255 89V88H254ZM256 89V90H257ZM260 89V88H259ZM258 89V90H259ZM262 89V88H261ZM129 90V91H130ZM231 90H232V88H231ZM256 90H255V93H256ZM80 91V90H79ZM78 91V92H79ZM84 91V90H83ZM106 91V92H107ZM126 91V92H127ZM138 91V90H137ZM145 91V90H144ZM194 91H195V89H194ZM194 91H192V92H194ZM212 91H213V89H212ZM221 91V90H220ZM220 91L218 92V93H220ZM226 91V90H225ZM229 91V92H228ZM247 92H248V90H246ZM254 91V90H253ZM261 91V90H260ZM262 91H263V89H262ZM262 91H261V93H262ZM74 92V91H73ZM105 92V93H106ZM140 92V91H139ZM180 92H182V91H180ZM198 92V91H197ZM200 92V91H199ZM199 92H198V94H199ZM204 91L202 90V92H201V94L203 93ZM216 92V91H215ZM216 92V93H217ZM236 92V91H235ZM235 92H233V93H235ZM238 92V91H237ZM240 92V91H239ZM241 92H243V91H241ZM250 92V91H249ZM72 93V92H71ZM77 93V92H76ZM128 93V92H127ZM131 93V92H130ZM146 93V92H145ZM213 93V92H212ZM211 93V94H212ZM226 93V92H225ZM227 93H230V89H228L227 90ZM226 93V94H227ZM232 93V92H231ZM231 93H230V95H231ZM243 93H245V92H243ZM243 93L242 94H240V95H242L243 96ZM264 93V92H263ZM74 94V93H73ZM80 94V93H79ZM78 94V95H79ZM139 94V93H138ZM210 94V96H213V94L211 95ZM237 94V93H236ZM236 94H235V96H236ZM248 94V93H247ZM252 94V93H251ZM69 95L71 96V94L69 93ZM76 95V94H75ZM77 95V96H78ZM112 95V94H111ZM177 95H179V94H177ZM215 95V94H214ZM221 95H222V92H221ZM220 95V96H221ZM246 95V94H245ZM257 95H259V94H257ZM80 96V95H79ZM79 96H78V98H79ZM84 96V95H83ZM130 96V95H129ZM184 96H186V95H184ZM192 96H193V94H192ZM224 96V95H223ZM228 96V95H227ZM231 96H233V95H231ZM238 96V95H237ZM256 96V95H255ZM264 96V95H263ZM262 96V97H263ZM74 97V96H73ZM82 97V96H81ZM85 97V96H84ZM113 97H115V96H113ZM139 97H141V96H139ZM147 97V96H146ZM151 97H153V98H151ZM194 97H196V96H194ZM199 97V96H198ZM215 97V96H214ZM214 97H212V98H214ZM234 97V96H233ZM232 97V98H233ZM239 97V96H238ZM247 98H248V96H246ZM252 98V100H253V95L251 96ZM259 97V96H258ZM70 98H72V96L70 97ZM83 98V97H82ZM85 98H87V97H85ZM105 98V97H104ZM135 98V97H134ZM143 98V97H142ZM220 98V97H219ZM244 98V100H245V97H243ZM242 98V99H243ZM246 98V101L248 100ZM255 98V97H254ZM107 99V98H106ZM186 99V100H185ZM195 99V98H194ZM211 99V98H210ZM215 99H217V98H215ZM214 99V100H215ZM226 99H228V97L226 98ZM229 99H230V97H229ZM236 99H238V98H236ZM235 99V100H236ZM80 100V99H79ZM83 101H84V99H82ZM196 100V102H199L200 100H199V98H198V100L199 101H197V99H195ZM203 100V99H202ZM201 100V101H202ZM208 100H209V97H208ZM251 100V101H252ZM256 100V98L254 99V101ZM71 101V100H70ZM72 101H76L74 98H73V100ZM86 101V100H85ZM88 101V100H87ZM86 101V102H87ZM92 101V100H91ZM108 101V100H107ZM194 101V102H193ZM205 101V100H204ZM223 101V100H222ZM226 101V100H225ZM225 101H223V102H225ZM237 101H239V100H237ZM236 101V102H237ZM249 101H250V99H249ZM248 101V102H249ZM261 101L262 102H264L262 99H261ZM86 102H83V105H84V103H86ZM89 102H90V99H89ZM132 102H134V106H132L131 105V103ZM139 102V101H138ZM142 102V101H141ZM140 102V103H141ZM206 102H207V100H206ZM209 102H211L210 100H209ZM214 102V101H213ZM216 102V101H215ZM231 103L233 102V101H230ZM242 102V101H241ZM253 102V101H252ZM259 102V101H258ZM78 103V102H77ZM222 103V102H221ZM228 103V102H227ZM239 104H240V101L238 102ZM245 103V102H244ZM254 103V102H253ZM80 104H82V103H80ZM133 104V103H132ZM143 104V103H142ZM201 104H203V103H201ZM223 104V103H222ZM221 104V105H222ZM242 104H243V102H242ZM252 104V103H251ZM254 104H256V103H254ZM86 105H88L89 106V103H87ZM139 105V104H138ZM191 105V104H190ZM225 105V104H224ZM245 105V104H244ZM248 105V104H247ZM257 105V104H256ZM256 105H255V107H256ZM261 105V104H260ZM66 106V107H67ZM188 106H189V104H188ZM264 106V105H263ZM89 107H92V106H89ZM174 107H171V108H173V109H175ZM184 107V106H183ZM190 107V106H189ZM193 107V106H192ZM204 107V106H203ZM207 107V106H206ZM208 107H210V106H208ZM222 107H223V105H222ZM221 107V108H222ZM232 105H231V109H232ZM252 107V106H251ZM253 107H254V105H253ZM254 107V108H255ZM71 108V107H70ZM73 108V107H72ZM71 108V109H72ZM75 108V107H74ZM77 108V107H76ZM75 108V109H76ZM96 108V107H95ZM105 108H107V107H104V109ZM138 108H139V106H138ZM138 108H136L137 110H138ZM141 108V107H140ZM157 108V109H158ZM187 107H186V105H185V109H186ZM220 108V110H222ZM225 108H227V107H225ZM230 107H228V109H229ZM243 108H245L246 109V107L244 106ZM250 108V107H249ZM260 108V107H259ZM64 109V108H63ZM87 109V108H86ZM94 109V108H93ZM92 109V110H93ZM234 109V108H233ZM236 109V108H235ZM247 109H248V106H247ZM246 109V111H242L243 113L245 112H247V113H251L252 111L250 110V112H249V110H247ZM264 109V108H263ZM66 110H67V108H66ZM81 110V109H80ZM83 110V109H82ZM81 110V111H82ZM107 109H106V111H108ZM150 110H149V112H150ZM176 110V109H175ZM180 110V109H179ZM188 110V109H187ZM224 110V109H223ZM240 110H242V108L240 109ZM255 110V112H252V113H254V114H256V110L257 109H254ZM71 111V110H70ZM77 111H79V110H77ZM80 111V112H81ZM96 111L98 112V110H97V108H96ZM95 111V112H96ZM101 111V113L100 114H98L99 112ZM97 114L98 115H101L102 114V110H100ZM154 111V110H153ZM160 111V110H159ZM170 111V110H169ZM172 111H174V110H171L170 112L172 113ZM178 111V110H177ZM177 111H175V112H177ZM182 111V110H181ZM181 111H179V112H181ZM185 110H183L182 111V113H180L181 115H182V117L184 116V114H185V112H184ZM225 111V110H224ZM263 111V116H262V119L260 120V121H255L256 123H257V125H254L253 126V129H251L250 128V125H248L249 126V128L251 129H249L246 125V127L250 130V131H262L263 132V134H264V110H262ZM85 112V111H84ZM87 112V111H86ZM86 112H85V114H86ZM94 112V111H93ZM143 112V111H142ZM145 112H146V110H145ZM155 112V111H154ZM178 112V113H179ZM201 112V111H200ZM198 113V111L196 112V113H198V114H196L197 115V119L196 120H198V116H199V122L201 123V124H203L202 125V127L204 128V126H206V128H208L209 129V127L212 125V127L210 128L211 130L210 131H213V124H215L214 125V127H220L221 129H222V131H221V129H220V131L221 132H225V134H228V136H230L229 134H234V130L232 131V129L234 128V127H232V129H231V126H230V119H232L233 118V115H231L230 113H228L227 111H225V112H227L226 114L227 115H221V114H219V115H217L215 112H218V110L216 111H214V113L216 114L215 116H213L212 114H210L211 116H209V117H205L204 118V116H202L203 117V119H201V116H200V114L201 113ZM225 112H223V113H225ZM238 112V111H237ZM82 113V112H81ZM104 113H106V112H104ZM135 113V112H134ZM138 113V112H137ZM140 113V112H139ZM152 112H150V114H151ZM166 114H167V111L165 112ZM164 113V114H165ZM171 113L170 114H168L169 115V117H170V115H171ZM241 113V112H240ZM246 113V114H247ZM83 114V113H82ZM84 114V115H85ZM89 114V111H88V113H87V115ZM91 114V113H90ZM93 114V113H92ZM136 114V113H135ZM155 114H156V112H155ZM154 114V115H155ZM162 114V113H161ZM172 114H177V113H172ZM186 114H187V112H186ZM185 114V115H186ZM193 115H194V113H192ZM208 114V113H207ZM235 114V113H234ZM237 114V113H236ZM254 114H251V115H253L254 116ZM258 114H260V112L258 113L257 112V116H258ZM262 114V113H261ZM75 115H76V113H75ZM83 115V116H84ZM94 115L95 116H97L98 117V115H96L95 113H94ZM130 115H128V117H129V119L133 116V114H132V116L130 117ZM139 115V114H138ZM141 115V114H140ZM149 115V114H148ZM180 115V116H181ZM203 115V114H202ZM238 115H240V114H238ZM238 115H236V116H238ZM242 115H244V114H242ZM249 115V118H251L252 119V117H250L251 115L250 114H248ZM89 116V115H88ZM93 116V115H92ZM102 116V115H101ZM104 116V115H103ZM102 116V117H103ZM124 116H122L123 118H124ZM137 116V115H136ZM136 116H133L132 118H138V117H136ZM161 116L162 115H160L159 117L161 118ZM188 116V115H187ZM245 116V115H244ZM79 117H80V113H79ZM107 117H108V115H107ZM120 116H118V119H120V122L118 123L117 122V124H114V125H109V126H111V127H109L107 124V126L108 127H106V132L107 131H109V130H111L112 129V131H114L113 133H123L124 131H126L127 130V123H123L122 121H121V117L119 118ZM149 117V116H148ZM152 117H154V116H152ZM166 116H162V118H165ZM168 117V116H167ZM166 117V119H168ZM172 118H173V120H175L176 119V116H175V118H174V115L173 116H171ZM177 117H178V115H177ZM185 117V116H184ZM192 117V116H191ZM193 117H196L195 115L193 116ZM192 117V120H195L194 118ZM235 117V116H234ZM245 117H247L248 118V116H245ZM255 117H256V115H255ZM255 117L252 119V120H254L255 119ZM259 117H261V116H259ZM82 118V117H81ZM88 118V117H87ZM91 118V117H90ZM101 118V117H100ZM156 118H158L157 116H156ZM171 118V119H172ZM181 118V117H180ZM179 118V119H180ZM188 118V117H187ZM239 118H240V116H239ZM241 118H242V116H241ZM245 119V120H248V119ZM105 119V118H104ZM102 120V119H99L98 121H97V123L95 124L96 125V127H97V125L98 126H100L101 124H104L105 125V120ZM125 119L127 120V117H125ZM154 119V118H153ZM152 119V120H153ZM170 119V118H169ZM191 119V118H190ZM235 119H237V117H235ZM251 119H249V120H251ZM82 120H83V118H82ZM82 120H79V121H82ZM85 120V119H84ZM132 120V119H131ZM181 120V119H180ZM184 120H185V118H184ZM188 120V119H187ZM186 120V121H187ZM238 120V119H237ZM236 120V121H237ZM243 120V119H242ZM244 120V121H245ZM248 120V121H249ZM74 121L76 122V123H74ZM88 122H90V120L88 119L87 120ZM144 121V120H143ZM161 121H163V119L161 120ZM167 123H168V121H171V120H165ZM175 121H177V120H175ZM232 121H235L234 119H232ZM241 121V120H240ZM239 120L237 121V122H240ZM86 122V121H85ZM87 122V123H88ZM126 122V121H125ZM131 122H133V121H131ZM130 122V123H131ZM135 122V121H134ZM156 122H158V120L156 121ZM155 122V123H156ZM166 122H164V123H166ZM180 122V121H179ZM192 122V121H191ZM237 122H236V124H237ZM252 122V121H251ZM255 122H254V124H255ZM82 123V122H81ZM136 123V122H135ZM154 123V124H155ZM161 123V122H160ZM160 123H158L159 125H162V123L160 124ZM163 123V127L164 126H166L165 124ZM171 123H173V122H171ZM175 123V122H174ZM185 123V122H184ZM241 123V122H240ZM244 123V122H243ZM92 124H94V123H92ZM157 124V123H156ZM158 124H157V126H158ZM169 124H170V122H169ZM176 124V123H175ZM180 124V123H179ZM181 124H183V123H181ZM188 124H189V120H188ZM245 124V123H244ZM244 124H243V126H244ZM247 124H248V122H247ZM249 124H250V122H249ZM84 125H86V123L85 124H83V126ZM89 125V124H88ZM95 125L93 126V127H95ZM152 125V124H151ZM172 125V124H171ZM185 125V124H184ZM192 125H194V124H192ZM190 126V127H194V126ZM200 125V124H199ZM232 125H233V123H232ZM234 125H235V122H234ZM240 126V124H237V126ZM128 126H130V125H128ZM170 126V125H169ZM175 126V125H174ZM185 126H188L187 124L185 125ZM238 126V127H239ZM242 126V125H241ZM240 126V127H241ZM137 127V126H136ZM153 128H154V126H152ZM161 127V126H160ZM167 127V126H166ZM172 127V126H171ZM171 127H170V129H171ZM177 127V126H176ZM178 127H179V125H178ZM180 127H182L181 125H180ZM251 127H252V125H251ZM85 128V127H84ZM87 128V127H86ZM183 128V127H182ZM185 128V127H184ZM213 128V129H212ZM236 128V127H235ZM242 128H244V127H242ZM241 128V129H242ZM246 128V130H248ZM133 129V128H132ZM131 129V130H132ZM136 129H139V128H136ZM161 129V128H160ZM160 129H158V130H160ZM164 129H165V127H164ZM169 129V128H168ZM167 129V130H168ZM170 129H169V131H170ZM172 129H173V127H172ZM176 129H178V128H176ZM175 129V130H176ZM196 129V128H195ZM208 129H206L207 131H208ZM215 129H218V128H215ZM238 130H239V128H237ZM240 129V130H241ZM245 129V128H244ZM3 130H9V131H11L13 134H15V135H17V137H18V139H17V142H18V145H16V146H14V147H11L10 146V144L9 143H7V140H6V137H5V135H4V133L2 132ZM87 130H90V128L88 127L87 128ZM86 130V131H87ZM93 130V129H92ZM130 130V127H129V133L131 132V133H133L134 135H136V137H137V134L138 133H143L142 131H141V128H140V130H134L133 132ZM155 130H157L156 128H154V132H157V131H155ZM166 130V129H165ZM174 130V131H175ZM179 130V129H178ZM181 130V129H180ZM179 130V132H181ZM186 130V129H185ZM187 130H188V128H187ZM193 130V129H192ZM199 131H200V133H201V130H202V128H199L198 129ZM219 130V129H218ZM217 130V131H218ZM246 130H243V131H246ZM137 131V132H136ZM151 131H153V129L151 130ZM163 130H161V133H164V132H162ZM168 131V132H169ZM172 131V130H171ZM204 131H205V129L202 131L203 132V135H205V133H204ZM135 132L137 133V134H135ZM167 132V131H166ZM166 132L164 133L165 135H166ZM176 132V131H175ZM178 132V131H177ZM178 132V133H179ZM183 132H184V130H183ZM182 132V133H183ZM209 132V131H208ZM236 132H237V130H236ZM247 132V131H246ZM126 133V132H125ZM129 133H127V134H129ZM149 133H151V132H149ZM171 133V132H170ZM174 133V132H173ZM178 133H176V134H178ZM185 133H187V131H185ZM185 133H184V135H185ZM190 133H191V131H190ZM198 133V134H197ZM195 132V134H196V136H201V134H199V132ZM207 133V132H206ZM212 133V132H211ZM218 133H219V131H218ZM241 133H243V132H241ZM252 133V132H251ZM255 133V132H254ZM254 133H252V134H254ZM261 133V132H260ZM127 134H124L123 133V135L124 136H126ZM152 134V133H151ZM150 134V135H151ZM157 134H158V132H157ZM157 134H155L154 135V133L152 134V135H154L153 137V139H155V136L157 135ZM160 134V133H159ZM168 134V133H167ZM172 134V133H171ZM188 134V133H187ZM192 134V133H191ZM188 134V135H190V137L191 138H189V140H191V139H195V138H192L193 136H194V134ZM213 134V133H212ZM219 134H221V133H219ZM224 134V135H225ZM236 134V133H235ZM234 134V136L233 135H231V137L233 138V139H231L230 137V139L228 138V140L226 141V140H221V141H217V140H215V139H218V138H215L214 140H215V143L213 142V140L211 141L210 140V138L208 139V140H206L208 137H206L207 135L209 136L210 135V133H208L205 137H206V142H203L204 144L205 143H207L209 140L211 141V142H213V145L214 146H212L211 148H212V150H214L216 147H223L224 149H230L231 147H234L236 144H238L239 143V140H235V137H238L239 138V136L240 135H235ZM245 134H247V133H244V135ZM250 134V133H249ZM48 135V136H47ZM89 135V134H88ZM87 135V136H88ZM92 135V134H91ZM91 135H89V136H91ZM122 135V134H121ZM121 135L119 136L118 135V137H121ZM132 134H130L129 136H131ZM133 135V136H134ZM143 135V134H142ZM142 135H141V137H142ZM144 135H146V134H144ZM144 135H143V137H144ZM161 135V134H160ZM173 135V134H172ZM179 135V134H178ZM214 135V134H213ZM212 135V136H213ZM215 135H216V133H215ZM218 135V134H217ZM216 135V136H217ZM243 135V136H244ZM255 135V134H254ZM89 136H88V138H89ZM94 136V135H93ZM93 136H91V137H93ZM100 136V135H99ZM98 136V137H99ZM128 136V135H127ZM147 136V135H146ZM145 136V137H146ZM157 136H159V135H157ZM157 136H156V138H157ZM163 136V135H162ZM171 136V135H170ZM175 137L177 136V135H174ZM182 136V134L181 135H179V137H181ZM195 136V137H196ZM242 136V135H241ZM242 136V137H243ZM247 136V135H246ZM9 137V136H8ZM38 138V140H39V144L37 143L36 145L34 144L35 142H37V141H35L34 142V140H35V138ZM86 137V136H85ZM90 137V138H91ZM97 137V136H96ZM101 137V136H100ZM116 137V136H115ZM115 137H114V139H115ZM135 137V138H136ZM139 137V136H138ZM164 137V136H163ZM178 137V138H179ZM186 137V136H185ZM202 137V136H201ZM204 137V138H205ZM214 137V136H213ZM218 137V136H217ZM250 137H251V134H250ZM253 137V136H252ZM258 137V136H257ZM262 136H261V134H260V137H258V138H261ZM102 138V137H101ZM100 138V139H101ZM117 138V137H116ZM124 138V137H123ZM122 138V139H123ZM148 138V137H147ZM147 138H145V139H147ZM159 138H162V137H159ZM167 138H168V135H167ZM178 138H176V139H178ZM182 138V137H181ZM184 138V137H183ZM198 137H196V139H197ZM204 138L202 139V138H200L199 137V139H198V141L200 142L201 140H203L204 141ZM221 138V137H220ZM249 138V137H248ZM255 138H256V136H255ZM113 139V138H112ZM113 139V140H114ZM120 141L119 142H121V139L120 138H118ZM127 139H129V138H127ZM133 139V138H132ZM137 139V138H136ZM144 139V138H143ZM148 139H150V138H148ZM147 139V140H148ZM188 138H185L184 140H187ZM195 139V140H196ZM212 139V138H211ZM226 139H227V137H226ZM239 139H241V138H239ZM244 139H245V137H244ZM243 139V140H244ZM264 139V138H263ZM87 140H89V139H87ZM95 140V139H94ZM96 140H98V139H96ZM112 140V141H113ZM116 140V139H115ZM124 140H125V138H124ZM147 140H145V141H147ZM151 140V139H150ZM150 140H148V141H150ZM156 140V139H155ZM188 140V141H189ZM243 140L241 139L240 140V143H241V141L243 142ZM248 140V139H247ZM251 140V139H250ZM255 140V139H254ZM258 140V139H257ZM90 141H91V139H90ZM92 141H93V139H92ZM103 141V140H102ZM118 141V140H117ZM116 141V142H117ZM127 141H129V140H127ZM132 141V140H131ZM133 141H135V139L133 140ZM140 141V143L142 144V142H141V140H139ZM139 141H137V142H139ZM142 141H144V140H142ZM157 141V140H156ZM176 141H178V140H176ZM180 141H182V140H180ZM179 141V142H180ZM187 141V142H188ZM194 141V140H193ZM197 141V140H196ZM217 141V142H216ZM245 141V140H244ZM249 141V140H248ZM97 142V141H96ZM108 142V141H107ZM123 142H125V141H122V143ZM136 142V141H135ZM137 142H136V144H137ZM165 142V141H164ZM163 142V143H164ZM169 142V141H168ZM175 142V141H174ZM191 142V141H190ZM189 142V143H190ZM210 142V143H211ZM251 142V141H250ZM249 142V143H250ZM256 142H259V141H256ZM260 142H261V140H260ZM259 142V143H260ZM263 142V141H262ZM49 143V142H48ZM54 143H52L53 145H54ZM92 143H94V142H92ZM111 143H113V142H111ZM127 143V142H126ZM125 143V144H126ZM133 143V142H132ZM132 143H131V145H132ZM146 144H148L149 145V143L148 142H145ZM161 144H162V142H160ZM171 143H172V141H171ZM254 143V142H253ZM50 144V143H49ZM85 144V143H84ZM108 144H109V142H108ZM135 144V143H134ZM133 144V145H134ZM141 144H139L138 146H136V147H138V149L137 150H139L140 151V149L142 148L141 147ZM170 144V143H169ZM179 143H177V145H178ZM194 143H192L191 145H193ZM202 144V143H201ZM203 144V145H204ZM51 145V144H50ZM60 146H61V144H59ZM102 145V144H101ZM123 145H124V143H123ZM129 145V144H128ZM150 145H152V143L150 144ZM149 145V150H150V146ZM165 145H168V144H166V143H164L163 144V146L161 147V148H163V150L165 149ZM174 145H176V144H174ZM179 145H181V144H179ZM178 145V147H180ZM183 145V144H182ZM203 145H196L195 147H197L198 149L199 148H203L202 146ZM248 145V144H247ZM253 145H255V143L253 144ZM107 147H108V145H106ZM115 146L117 147V145L115 144ZM119 146V145H118ZM127 145H125L124 147H126ZM161 146V145H160ZM186 146V145H185ZM208 146V145H207ZM112 147V146H111ZM141 147V148H140ZM145 147V146H144ZM175 147V146H174ZM173 147V145H172V148H174ZM191 147V146H190ZM189 147V148H190ZM209 147V146H208ZM248 147V146H247ZM53 148V147H52ZM67 148V147H66ZM134 148H135V146H134ZM140 148V149H139ZM152 148H154V147H152ZM158 148V147H157ZM157 148H155V149H151V150H154V151H157ZM160 148V147H159ZM168 148H169V145H168ZM171 148V147H170ZM170 148H169V150H170ZM181 148H182V146H181ZM183 148H184V146H183ZM183 148H182V150H179V151H183ZM204 148H207L206 146L204 147ZM203 148V149H204ZM239 148V147H238ZM57 149H59V148H57ZM64 149V148H63ZM84 149V150H83ZM108 149H109V147H108ZM111 149V148H110ZM114 149V148H113ZM123 149V148H122ZM121 149V150H122ZM126 149V148H125ZM128 149H130L129 147H128ZM132 149V148H131ZM136 149V148H135ZM142 149H144V148H142ZM141 149V150H142ZM146 149V148H145ZM174 149H176V147L174 148ZM180 149V148H179ZM186 149V148H185ZM191 149V148H190ZM195 149V148H194ZM202 149V150H203ZM208 149V148H207ZM217 149V148H216ZM240 149V148H239ZM51 150V149H50ZM54 150H55V148H54ZM65 150V149H64ZM112 150V149H111ZM146 150H148V149H146ZM150 150V151H151ZM159 150V149H158ZM162 150V149H161ZM168 150V149H167ZM167 151V152H170V151ZM196 150V149H195ZM206 150V149H205ZM211 150V149H210ZM219 150V149H218ZM47 151V150H46ZM66 151H68V149L66 150ZM68 151V152H69ZM89 151H91L92 153L90 154V152ZM106 151V153L108 152V151H110V150H105ZM127 151V150H126ZM125 151V153L127 154V152ZM133 151V150H132ZM143 151H145V150H142V152ZM176 151V150H175ZM174 150L172 151V152H175ZM185 151V150H184ZM215 151V150H214ZM214 151H211V153L212 152H214ZM221 151V150H220ZM222 151L224 152V150L222 149ZM226 151V150H225ZM233 151V150H232ZM237 151V150H236ZM48 152V151H47ZM67 152V153H68ZM84 152H86L85 154H86V156L84 157V156H82V154L84 153ZM97 151H95V153H96ZM100 152V151H99ZM104 152V151H103ZM130 152V154H131V151H129ZM148 152V151H147ZM163 152V151H162ZM164 152H166V151H164ZM188 152H190V151H188ZM237 152H239V151H237ZM241 152H242V150H241ZM244 152V151H243ZM242 152V153H243ZM51 153V152H50ZM106 153L104 154V155H106ZM124 153V152H123ZM134 153V152H133ZM139 153V152H138ZM138 153H136V156L137 155H139ZM140 153H141V151H140ZM145 152H143V154H144ZM150 153H152V152H150ZM161 153V152H160ZM159 153V155H161ZM171 153V152H170ZM177 153V151L175 152V154ZM179 153V152H178ZM203 153V152H202ZM215 153V152H214ZM218 153V152H217ZM216 153V154H217ZM220 153V152H219ZM218 153V154H219ZM226 153V152H225ZM245 153V152H244ZM51 154H54V153H51ZM84 154V155H85ZM102 154V153H101ZM146 154V153H145ZM149 154V153H148ZM148 154H146V156L148 155ZM152 154H154V152L152 153ZM148 155L147 157L149 158V157H155V156H157L158 155V153H157V155ZM167 155L169 154V153H166ZM165 154V155H166ZM173 154V153H172ZM207 153H205V155H206ZM237 154V153H236ZM50 155V154H49ZM92 155H95V154H92ZM91 155V156H92ZM100 155V154H99ZM112 155V154H111ZM120 155H122L121 153H120ZM120 155H119V157H120ZM128 155V154H127ZM133 155H135V153L133 154ZM157 156V159H155V162H154V164H156L155 166H156V168H157V166H158V168H159V165L161 164H164L166 161H164V159H162V157L161 156ZM165 155H162V156H164L165 157ZM170 155V154H169ZM178 155V154H177ZM183 155H184V153H183ZM212 155V154H211ZM230 155V157H233V155H232V152L229 154ZM238 155V154H237ZM237 155H235V156H237ZM239 155L240 156H242L240 153H239ZM238 155V156H239ZM244 155V154H243ZM51 156V155H50ZM98 156V155H97ZM97 156H94L95 157V159H96V157ZM113 156V155H112ZM118 156V155H117ZM124 156H126V155H124ZM130 155H128L127 157H129ZM141 156V155H140ZM139 156V157H140ZM145 156V157H146ZM172 156V155H171ZM181 156H182V154H181ZM200 156V155H199ZM209 156V155H208ZM220 156V155H219ZM228 156V155H227ZM234 156V157H235ZM246 156H248V155H246ZM93 157V156H92ZM103 158H106V156L104 157V156H102ZM102 157H101V159H102ZM109 157H111V156H109ZM108 157V158H109ZM114 157H116V155L114 156ZM118 157V158H119ZM121 157H123V156H121ZM120 157V158H121ZM130 157H133L132 155L130 156ZM138 157V156H137ZM145 157H143V162H144V160L146 161V158ZM160 157V159H158ZM163 157V158H164ZM203 157H205L204 155H203ZM226 157V156H225ZM229 157V156H228ZM227 157V158H228ZM229 157V158H230ZM233 157V159H235ZM243 158H244V156H242ZM50 158V157H49ZM63 158H64V155H63ZM76 158V159H75ZM117 158V157H116ZM119 158V159H120ZM145 158V159H144ZM147 158V159H148ZM199 158V157H198ZM198 158L196 159V160H198ZM206 158V157H205ZM247 158V157H246ZM69 159H71L70 157H69ZM69 159H68V162H69ZM89 160L91 159V157L90 158H88ZM94 159V158H93ZM100 159V158H99ZM98 159V160H99ZM107 159V158H106ZM115 159V158H114ZM122 159V158H121ZM134 159H136V158H134ZM151 159V158H150ZM154 159H152V160H154ZM168 159V158H167ZM182 159V158H181ZM209 159V158H208ZM219 159H221V158H219ZM232 159V160H233ZM238 159V162H239V160H240V158H236V160ZM248 159V158H247ZM51 160V159H50ZM73 160V161H74ZM88 160V162H90ZM98 160H96V163H97V161ZM124 160H126V157H125V159H124V157H123V161ZM128 160H130V159H128ZM132 160H133V158H132ZM196 160H195V163H197L199 160H201V159H199L197 162H196ZM202 160H203V158H202ZM225 160V159H224ZM229 160V159H228ZM48 161H49V159H48ZM93 161V160H92ZM91 161V162H92ZM100 161V160H99ZM103 161H105V160H103ZM107 161V160H106ZM112 161V160H111ZM114 161V160H113ZM115 161H117V159H115ZM122 161V162H123ZM135 161V160H134ZM140 161V160H139ZM164 161V163H162ZM174 161V160H173ZM176 161V160H175ZM184 161V160H183ZM214 161V160H213ZM242 161V160H241ZM245 161V160H244ZM243 161V162H244ZM247 161V160H246ZM245 161V162H246ZM64 162H65V160H64ZM67 162V161H66ZM87 162V163H88ZM90 162V163H91ZM109 162V161H108ZM108 162H107V164H108ZM125 162V161H124ZM123 162V163H124ZM136 162V161H135ZM138 162V161H137ZM148 162V161H147ZM168 162V161H167ZM217 162V161H216ZM216 162H214L215 163V165H216ZM224 161H222L221 163H223ZM243 162H240V164L241 163H243ZM87 163H85V165L87 166ZM90 163L88 164V165H90ZM92 163H94V162H92ZM100 163H102V160H101V162ZM128 163V162H127ZM129 163H132V162H129ZM160 163V164H159ZM170 163V162H169ZM168 163V164H169ZM177 163V162H176ZM175 163V164H176ZM194 163V162H193ZM219 163V162H218ZM221 163H219V164H221ZM227 163V162H226ZM136 164V163H135ZM138 164V163H137ZM159 164V165H158ZM198 164V163H197ZM202 164H204V163H202ZM231 164H236V162L235 163H231ZM239 164V163H238ZM245 164V163H244ZM244 164H242V165H244ZM63 165V164H62ZM62 165H59V167L60 166H62ZM82 165H84V164H82ZM96 165V164H95ZM114 165V164H113ZM127 165H129V164H127ZM145 165V164H144ZM146 165H148V164H146ZM153 165V164H152ZM171 164H169L168 165V167L170 166ZM177 165V164H176ZM200 165V164H199ZM232 165V166H233ZM241 165V166H242ZM65 166H66V164H65ZM91 166V165H90ZM94 166V165H93ZM93 166H91V167H93ZM96 166H99L101 169H100V171H106L105 169H107V168H105V166H106V163H103L102 165H100V164H98V165H96ZM109 166V165H108ZM112 166V165H111ZM118 166V165H117ZM134 166V165H133ZM67 167V166H66ZM77 167V166H76ZM84 167V166H83ZM90 167V168H91ZM98 167V168H99ZM119 167H121L120 165H119ZM126 167V166H125ZM138 167H142V166H138ZM147 167V166H146ZM153 168H154V166H152ZM151 166H150V164H149V166L147 167V168H150L149 170L150 171H152L153 170V168H152ZM175 167V166H174ZM174 167H171V168H173L174 169ZM177 168H178V165L176 166ZM188 167H192V166H188ZM193 167H195L194 165H193ZM196 167H198V166H196ZM216 166H214V168H215ZM220 167V166H219ZM219 167H216V168H218V169H221V167L219 168ZM223 167V166H222ZM227 167V166H226ZM229 167V166H228ZM227 167V170L229 171V168ZM234 167H237L236 165H234ZM233 167V168H234ZM247 167H249V166H247ZM61 168V167H60ZM81 168H82V166H81ZM84 168H86V167H84ZM105 168V169H104ZM124 168V167H123ZM152 168V169H151ZM157 168V169H158ZM209 168H211V167H209ZM212 168H213V166H212ZM224 168H225V166H224ZM231 169H232V167H230ZM243 168H245V165H244V167ZM48 169V168H47ZM49 169H52V168H49ZM49 169H48V172H49ZM59 169V168H58ZM87 169V168H86ZM85 169V170H86ZM92 169V168H91ZM90 169V170H91ZM112 169V168H111ZM122 169V168H121ZM125 169V168H124ZM128 169H130V168H128ZM131 169H133V168H131ZM156 169V170H157ZM160 169V168H159ZM162 169H164V168H162ZM161 169V170H162ZM166 169V168H165ZM187 169V168H186ZM193 169V168H192ZM230 169V170H231ZM237 169V168H236ZM235 169V170H236ZM53 170V169H52ZM61 170H62V168H61ZM82 170V169H81ZM84 170V169H83ZM82 170V171H83ZM89 169H88V171H90ZM93 170V169H92ZM96 170V169H95ZM99 170V169H98ZM97 170V171H98ZM133 170H137V169H133ZM156 170L154 171V174H155V172H156ZM167 171H170V169H166ZM176 170V169H175ZM207 170L208 169H206V172H207ZM216 170V169H215ZM226 170V171H227ZM233 170V169H232ZM232 170H231V172H232ZM244 170V169H243ZM35 171H33V172H35ZM57 171V170H56ZM59 171V170H58ZM72 171H74V172H72ZM78 171H80V170H78ZM126 171H129V170H127L126 169ZM132 171V170H131ZM164 170H162V172H163ZM209 171H211V169L209 170ZM219 171V170H218ZM222 171V170H221ZM221 171H219V173L221 172ZM239 171V170H238ZM263 171V170H262ZM39 172V171H38ZM51 172V171H50ZM84 172V171H83ZM86 172H87V170H86ZM123 172V171H122ZM139 172V171H138ZM138 172H137V174H138ZM148 172V171H147ZM153 172V171H152ZM152 172H151V175H150V172H149V175L150 176H152ZM159 172H161L160 170H159ZM159 172H157L156 174H157V176H159V174H161V175H163V174H165L166 173V171L162 174V173H159ZM179 172H181V171H179ZM203 172H205V171H201V173H200V175H199V177L200 176H205L204 174H203ZM212 173H213V171H211ZM210 172V173H211ZM224 172H225V170H224ZM230 172V171H229ZM240 172V171H239ZM245 172V171H244ZM244 172L242 173L243 175H244ZM53 173H55V171L53 172ZM53 173H50V174H53ZM58 173V172H57ZM57 173H56V175H57ZM79 173V172H78ZM96 173H98V172H96ZM108 173V172H107ZM111 173H112V171H111ZM124 173V172H123ZM128 173V172H127ZM135 173V172H134ZM172 173V172H171ZM171 173H169L170 175H171V177H170V180H172V179H174L175 181H177V183L179 184V182H180V180L183 182V185L181 186V187H177V186H175V187H177L175 190H174V192H173V195L172 196H170V195H168V194H166V191L165 192H163L162 194L161 193H159V194H161L160 195V197L158 196V198L156 199V201L153 203L152 202V206H150L151 205V203H148V204H150L148 207L150 208V207H152V209L150 208H148L149 210H152L154 213H155V215H154V217L157 215V216H160L161 218H158L157 220H155L156 218H151V220L152 219H154L153 221H151V223L153 224V225H155L156 227H154L155 228V232H157L156 231V229H158V228H162V227H170V226H172V225H174V223L176 224L177 222V224L176 225H178L179 224V227L181 228V229H183V232H184V229H187L186 231H188V233H189V237L188 238H190L189 240H187L186 242H183V243H185L184 245H183V247H181L182 249H181V255H187V254H189L190 255V259H192L191 260V262L194 260V262H192V263H195V264H203V262H205V261H203V257L205 256V258H207V260L210 258V256L212 255H214L215 254V252L217 251V249L219 248V250L221 249L222 251H224V252H227V253H231L232 251H231V249H232V244H227V243H225L226 242V240H224L225 242V244H226V246H222L223 245V243H222V237L223 236H220V237H218V236H216L217 238H215V239H211V241H209V243H211V244H209L208 245V242L206 243V240H205V235L204 236H198L199 234L201 235V233L202 232H204V230H203V226H204V224H203V214L205 213L204 211H206V209H205V207H210V206H215V208H216V206H227L228 205V200H227V198H226V196H225V193L227 192H224V190H223V187H221L220 186V188L219 189H212L211 187H209L208 185H206V184H203V181L202 182H197V181H195V178H194V175L192 176V174H189L188 173V175H184V172L182 173V175L181 174H179L178 173V171L176 170V171H174V173H175V176H173L172 177V174ZM210 173H208L207 175H210ZM217 172L215 171V174H216ZM234 173V172H233ZM63 174V173H62ZM62 174H60V177H61V175ZM75 174V175H74ZM86 174V173H85ZM88 174H90V173H88ZM91 174H93V171H92V173ZM106 174V173H105ZM105 174H104V176H105ZM110 174V173H109ZM114 174H115V171H114ZM130 174V173H129ZM146 174V173H145ZM153 174V177L155 176ZM168 174V175H169ZM214 174V173H213ZM214 174V175H215ZM218 174V173H217ZM226 174V173H225ZM232 174V173H231ZM235 174H236V172H235ZM240 174V173H239ZM32 175H34V176H36V174L34 173V174H32ZM65 175H64V178H65ZM78 175V174H77ZM81 175H83V173L81 174ZM95 175V174H94ZM108 175V174H107ZM106 175V176H107ZM133 175H136V173L135 174H133ZM133 175L131 176H129V178H133ZM147 175H148V173H147ZM161 175H160V177H158V179L159 180H161V181H163V183L165 182L164 181V179H162V178H164V177H161ZM174 175V174H173ZM207 175L205 176V179L207 178ZM214 175L212 176V174H211V177L210 178H214ZM220 175H221V173H220ZM227 175V174H226ZM53 176V175H52ZM63 176V175H62ZM92 176V175H91ZM109 176V175H108ZM107 176V177H108ZM111 176V175H110ZM113 176V175H112ZM145 176V175H144ZM164 176H166V175H164ZM196 176V175H195ZM202 176V177H203ZM245 176V178H246V175H244ZM243 176V177H244ZM37 177H39L38 175H37ZM36 177V180L38 179ZM57 177V176H56ZM59 177V178H60ZM80 177V176H79ZM84 177V176H83ZM97 177H99L100 178V176H97ZM96 177V178H97ZM101 177H103V176H101ZM136 177H138V176H135V178ZM153 177H151L152 179H154ZM209 177V176H208ZM236 177H237V175H236ZM241 177V176H240ZM247 177H248V175H247ZM41 178V177H40ZM43 178V177H42ZM49 178H51L50 177V175H49ZM55 178V177H54ZM62 178V177H61ZM60 178V179H61ZM82 178V177H81ZM85 178H86V175H85ZM88 178V177H87ZM89 178H90V176H89ZM115 178V177H114ZM141 178V177H140ZM144 178V177H143ZM161 178V179H160ZM166 178V177H165ZM176 178L179 180V182H178V180H176ZM210 178H208V179H210ZM217 178V177H216ZM216 178H214V179H216ZM235 178V177H234ZM238 178V177H237ZM34 179V178H33ZM52 179V178H51ZM83 179V178H82ZM81 179V180H82ZM91 179V178H90ZM93 179V178H92ZM101 179V178H100ZM104 179H105V177H104ZM158 179H154V180H158ZM218 179V178H217ZM236 179V178H235ZM247 179V178H246ZM17 180V179H16ZM39 181L41 180V179H38ZM37 180V181H38ZM43 180V179H42ZM41 180V181H42ZM52 180H54V179H52ZM56 180V179H55ZM81 180H79L80 182H81ZM85 180V179H84ZM84 180H82V181H84ZM94 181L96 180L95 179V177H94V179H93ZM137 180H138V178H137ZM137 180H135L134 179V183H136L135 181H137ZM153 180V181H154ZM167 180V179H166ZM170 180H167L168 182L170 181ZM173 180V181H174ZM207 180V179H206ZM213 180V179H212ZM58 181V180H57ZM57 181H55V182H57ZM61 183L63 182V181H65V180H63V181H61V180H59ZM93 181V182H94ZM98 181V180H97ZM130 181H133V180H128L127 182H126V180L125 179H122V180H120V182L118 183L116 180H115V182H114V184L115 183H117V185H119V188L120 187H122V190L123 189H126V188H128V185L130 184L131 186L133 185V182H130ZM140 181V180H139ZM143 181V180H142ZM145 181V180H144ZM144 181L142 182V183H144ZM161 181H159V182H161ZM173 181H170L169 183H171V182H173ZM208 181V180H207ZM46 182V181H45ZM53 182V181H52ZM70 182H69V184H70ZM84 182H86V180L84 181ZM102 182V181H101ZM146 182V181H145ZM212 182V181H211ZM240 182V181H239ZM243 182V181H242ZM65 183V182H64ZM87 183V182H86ZM89 183V182H88ZM95 183V182H94ZM93 183V185L95 186V184ZM99 183V182H98ZM141 183V184H142ZM152 183V182H151ZM154 183V182H153ZM166 183V182H165ZM168 183V184H169ZM176 182H173V184L171 183V185H174ZM177 183H176V185H177ZM218 183V182H217ZM236 183H237V181H236ZM66 184V183H65ZM80 184H82V183H80ZM90 184H91V182H90ZM104 184V183H103ZM102 184V185H103ZM139 184V183H138ZM161 184H162V182H161ZM160 184V186H159V184H157L158 185V187H157V185L156 184H154L155 186V188H157V190H158V188L160 187L161 189H162V185ZM167 184V183H166ZM165 184V185H166ZM238 184V183H237ZM243 184V183H242ZM68 185V184H67ZM87 185V184H86ZM85 185V183H84V186H86ZM92 185V184H91ZM106 185V184H105ZM121 185V186H120ZM146 186H147V184H145ZM145 185H143V186H145ZM149 185H150V183H149ZM164 185V184H163ZM164 185V186H165ZM170 185V184H169ZM222 185V184H221ZM228 185V184H227ZM226 185V186H227ZM233 185V184H232ZM236 185V184H235ZM70 186H71V184H70ZM83 186V185H82ZM81 186V189H80V187H79V189L81 190V193H84V192H86L87 190H89L88 189V187H82ZM89 186V185H88ZM110 186V185H109ZM116 186V185H115ZM150 186H152V184L150 185ZM162 186V187H161ZM168 186V185H167ZM243 186H245V185H243ZM93 187V186H92ZM111 187H114V186H112L111 185ZM137 187V184H136V186H135V188ZM169 187V186H168ZM174 187V186H173ZM174 187V188H175ZM217 187V186H216ZM242 187V186H241ZM83 188V189H82ZM99 188H101V186H99ZM98 188V189H99ZM105 187H103V189H104ZM135 188H134V190H135ZM145 188V187H144ZM150 188V187H149ZM148 188V189H149ZM160 188H159V190H160ZM164 188V187H163ZM165 188H166V186H165ZM170 188H171V186H170ZM170 188H168L169 189V191H170ZM222 188V189H221ZM229 188V187H228ZM238 188V187H237ZM17 189V188H16ZM74 189V188H73ZM73 189L71 188V190L73 191ZM93 189H96V188H93ZM102 188H101V191L103 190ZM107 189V188H106ZM129 189V188H128ZM131 189V188H130ZM129 189V190H130ZM147 189V190H148ZM153 189V191H154V193L156 192L155 190H154V188H152ZM77 190V189H76ZM105 190V189H104ZM110 190V189H109ZM138 190V189H137ZM144 190V189H143ZM146 190V191H147ZM164 190H167V189H164ZM29 191V190H28ZM58 191V190H57ZM79 191V190H78ZM91 191V190H90ZM90 191H88L89 192V194H90ZM99 191V190H98ZM107 192H108V190H106ZM112 191V190H111ZM120 191V190H119ZM125 191V190H124ZM152 191V190H151ZM151 191H150V189H149V191L148 192H150L151 193ZM153 191H152V193H153ZM173 191V190H172ZM229 191V190H228ZM88 192L87 193H85V195H89L88 194ZM93 192H96V191H93ZM112 192H115V191H112ZM131 192V191H130ZM158 192V191H157ZM156 192V193H157ZM160 192H161V190H160ZM168 192V191H167ZM70 192H68V194H69ZM96 193H98V192H96ZM106 193V192H105ZM110 193V192H109ZM123 193V192H122ZM121 193V191H120V193L119 194H122ZM125 193V192H124ZM131 193H133V192H131ZM148 194V195H150V196H152L153 194L151 193V194ZM72 194V193H71ZM74 194V193H73ZM80 194V193H79ZM127 194H129V193H127ZM127 194H126V196H127ZM261 193H259V194H256L255 196H257L258 195V197H259V195H260ZM76 195V194H75ZM81 195V194H80ZM102 195H103V193H102ZM68 195H66V197H67ZM73 196V195H72ZM84 196V195H83ZM93 196V195H92ZM91 196V197H92ZM98 196V195H97ZM96 196V197H97ZM130 196V195H129ZM154 196V195H153ZM253 196V195H252ZM254 196V197H255ZM66 197H65V194H64V199L65 200H68V199H66ZM77 197V196H76ZM90 197V198H91ZM95 196H94V199H92V200H95V198H96ZM122 197V196H121ZM120 197V198H121ZM123 197H124V195H123ZM133 197V196H132ZM136 197H138V195L136 196ZM140 197V196H139ZM138 197V198H139ZM145 197H147V196H145ZM149 197V196H148ZM258 197H257V199H258ZM260 197H261V195H260ZM259 197V198H260ZM68 198V197H67ZM69 198H70V196H69ZM73 198V197H72ZM87 198V197H86ZM93 198V197H92ZM99 198V197H98ZM97 198V199H98ZM105 198V197H104ZM103 198V200H105ZM119 198V199H120ZM131 198V197H130ZM151 197H149L148 198V200L150 199ZM253 198V197H252ZM74 199H76V198H74ZM81 199V198H80ZM88 199H89V197H88ZM100 199H101V201H102V198L100 197ZM99 199V200H100ZM123 199V198H122ZM126 199H128V198H126ZM142 199L144 200V198H143V196H142ZM256 199V200H257ZM70 200V199H69ZM84 200V199H83ZM82 200V201H83ZM92 200L90 201V202H92ZM125 200V199H124ZM133 200V199H132ZM135 200H137V199H135ZM153 199L151 198V200L150 201H152ZM86 201V200H85ZM140 201H141V203H142V200H141V198H140ZM146 201H147V199L145 198V203H146ZM84 202V201H83ZM95 202V201H94ZM105 202H107V200L105 201ZM123 202H125V201H123ZM128 202V201H127ZM126 202V203H127ZM131 202H134V201H131ZM137 202H138V200L135 202L136 204H137ZM230 202V201H229ZM98 203H99V201H98ZM101 203V202H100ZM99 203V204H100ZM102 203H104L103 201H102ZM117 203V202H116ZM135 203H134V206L136 207V205H135ZM139 203V202H138ZM141 203L139 204V205H141ZM145 203H144V205L143 206H141V209H142V207L144 208V206H145ZM146 203V204H147ZM17 204V203H16ZM89 204V203H88ZM91 204V203H90ZM93 204H95V203H93ZM99 204H98V206H99ZM108 204V203H107ZM107 204H106V206H107ZM123 204V203H122ZM143 204V203H142ZM245 204H247V203H245ZM50 205V204H49ZM103 205V204H102ZM102 205H100V207H102L103 208V206ZM108 205H110V204H108ZM130 205V204H129ZM133 205V204H132ZM138 205V204H137ZM230 205H231V203H230ZM243 205V204H242ZM88 206V205H87ZM86 206V207H87ZM229 206V205H228ZM16 207V206H15ZM90 207V206H89ZM104 207H105V205H104ZM126 207V205L124 206V208ZM128 207V206H127ZM134 207V208H135ZM139 207V206H138ZM239 207V206H238ZM242 207V206H241ZM240 207V208H241ZM85 208V207H84ZM88 208V207H87ZM93 208V207H92ZM95 208V207H94ZM105 208H107V207H105ZM104 208V209H105ZM112 208V207H111ZM123 208V209H124ZM133 208V210H135ZM220 208V207H219ZM229 208H230V206H229ZM246 208V207H245ZM244 207H243V209H245ZM82 209H83V206H82ZM89 209V208H88ZM101 209V208H100ZM103 209V210H104ZM113 209V208H112ZM111 209V210H112ZM145 209V208H144ZM221 209V208H220ZM247 209V208H246ZM84 210V209H83ZM99 210V209H98ZM121 210V209H120ZM131 210V209H130ZM216 210H217V208H216ZM223 210V209H222ZM238 210V209H237ZM94 211V210H93ZM101 211V210H100ZM113 211V210H112ZM124 211V210H123ZM125 211H126V208H125ZM124 211V212H125ZM137 211V210H136ZM142 211H143V209H142ZM144 211H146V209L144 210ZM209 211H210V209H209ZM211 211H214V210H211ZM218 211H219V209H218ZM99 212V211H98ZM109 212V211H108ZM107 212V213H108ZM121 212V211H120ZM140 212V211H139ZM216 212V211H215ZM221 212V211H220ZM239 212V211H238ZM241 212V211H240ZM242 212H243V210H242ZM89 213V212H88ZM100 213V212H99ZM102 213V212H101ZM106 213V214H107ZM137 213H138V211H137ZM206 213H207V211H206ZM95 214V213H94ZM111 214V213H110ZM140 214V213H139ZM146 214V213H145ZM144 214V217L146 216ZM209 214H211L212 215V213H209ZM103 215V214H102ZM133 215V214H132ZM136 215V214H135ZM138 215V214H137ZM141 215V214H140ZM140 215H138V217L140 216ZM149 215V214H148ZM211 215H209L210 217H211ZM93 216V215H92ZM134 216V215H133ZM150 217H151V215H149ZM208 216V215H207ZM207 216H205L204 217V219H208V217ZM137 217V216H136ZM143 217V218H144ZM148 217V216H147ZM209 217V218H210ZM132 218V217H131ZM142 218V219H143ZM214 218V217H213ZM51 219V218H50ZM150 219V218H149ZM131 220V219H130ZM137 220V219H136ZM143 220H146V219H143ZM148 220V219H147ZM146 220V221H147ZM164 220V221H163ZM211 221H212V219H210ZM138 221V220H137ZM137 221H132V222H134L133 223V225L137 222ZM139 221H140V218H139ZM205 221V220H204ZM211 221H208V222H211ZM213 221H215V220H213ZM48 222H50L49 220H48ZM86 222V221H85ZM141 222L143 223V221L141 220ZM145 222V221H144ZM148 222V221H147ZM146 222V223H147ZM225 222V221H224ZM96 223V222H95ZM94 223V224H95ZM142 223H140L141 225H142ZM150 223V222H149ZM137 224H139L138 222H137ZM136 224V225H137ZM139 224V225H140ZM151 224V225H152ZM213 224V223H212ZM98 225V224H97ZM101 225V224H100ZM133 225H131V227L133 226ZM138 225V226H139ZM141 225H140V227H141ZM150 225V224H149ZM152 225V226H153ZM106 226V225H105ZM127 227V226H126ZM125 227V228H126ZM129 228H131L130 226H128ZM142 227H146L144 224H143V226ZM151 227V226H150ZM174 227H175V229H176V226L174 225ZM173 227V228H174ZM179 227H177V228H179ZM205 227V226H204ZM208 227V229H209V226H207ZM212 226L210 225V228H211ZM215 227V226H214ZM133 228H134V226H133ZM133 228H131V229H115V230H111L110 231V236L119 244H123V245H128V246H130L131 245V243H132V241L135 239H137L136 237H137V232L135 233L133 230ZM165 228H164V230H165ZM148 229H149V227H148ZM147 229V230H148ZM167 229V228H166ZM172 229V228H171ZM204 229H206V228H204ZM216 229V228H215ZM142 230V229H141ZM151 230H152V227H151ZM159 230H162V229H159ZM159 230H158V232H159ZM163 230V231H164ZM136 231H138L137 229H136ZM145 231V230H144ZM166 231V230H165ZM164 231V232H165ZM206 231V230H205ZM214 231V230H213ZM224 231V230H223ZM230 231V230H229ZM228 231V232H229ZM251 231V230H250ZM150 232V231H149ZM163 232V233H164ZM167 232V231H166ZM210 232V231H209ZM209 232H208V234H209ZM217 232V231H216ZM222 232V231H221ZM220 232V233H221ZM227 232V231H226ZM247 232V231H246ZM134 233H135V235H134ZM139 233V232H138ZM145 233H148L147 231L145 232ZM151 234H153L152 232H150ZM160 233V232H159ZM168 233V232H167ZM175 233V232H174ZM179 233H181V232H179ZM178 233V235H180ZM99 234V233H98ZM102 234V233H101ZM171 234V233H170ZM207 234V233H206ZM207 234V235H208ZM211 234H212V232H211ZM223 234V233H222ZM79 235H80V233H79ZM105 235V234H104ZM107 235H108V233H107ZM107 235H105V236H107ZM135 237H134V236ZM168 235V234H167ZM172 235V234H171ZM206 235V236H207ZM219 235V234H218ZM226 235H228V233L226 234ZM234 235V234H233ZM65 236V235H64ZM64 236L62 237L61 236V238L63 239L64 238ZM84 236V235H83ZM82 236V234H81V237H83ZM109 236V235H108ZM160 236V235H159ZM158 236V237H159ZM174 236V235H173ZM177 236V235H176ZM198 236V237H197ZM240 236V235H239ZM254 236V235H253ZM66 237V236H65ZM100 237V236H99ZM139 237V236H138ZM154 237V236H153ZM155 237H157V235L155 234ZM165 237V236H164ZM168 237V236H167ZM171 237V236H170ZM179 237V236H178ZM181 237H183L182 235H181ZM187 237V236H186ZM186 237H184V239L186 238ZM212 237L214 238L215 236H213L212 235ZM211 237V238H212ZM225 237V236H224ZM78 238V237H77ZM88 238V237H87ZM86 238V239H87ZM91 238V237H90ZM145 238H146V236H145ZM150 238H152L151 237V235H150ZM162 238V237H161ZM172 238V237H171ZM175 238V237H174ZM187 238V239H188ZM209 238V237H208ZM229 238V237H228ZM233 238H235V237H232V239ZM66 239H68V237L66 238ZM65 239V240H66ZM79 239H82V238H79ZM89 239V238H88ZM91 239H93V238H91ZM153 239V238H152ZM166 239V238H165ZM176 239H178V238H175L174 240H176ZM181 240H182V238H180ZM179 239V240H180ZM183 239V240H184ZM237 239H238V236H237ZM241 239V238H240ZM243 239V238H242ZM64 240V241H65ZM78 240V239H77ZM76 240V241H77ZM109 240V239H108ZM113 240V241H114ZM134 240V241H135ZM138 240H140V239H138ZM143 240V239H142ZM151 240V239H150ZM154 240V239H153ZM170 240V239H169ZM173 240V239H172ZM172 240H171V242H172ZM186 240V239H185ZM228 240V239H227ZM233 240H235V239H233ZM64 241H63V243H64ZM81 241V240H80ZM86 240H82V243L84 244V242H85ZM92 241H94V240H91L90 242L92 243ZM106 241H107V239H106ZM112 241V240H111ZM168 240L166 239V242H167ZM178 241V240H177ZM238 241V240H237ZM242 241V240H241ZM95 242V241H94ZM104 242V241H103ZM102 242V243H103ZM115 242V243H116ZM148 242H149V234H148ZM163 242H165V241H163ZM182 242V241H181ZM212 242H213V244H212ZM230 242V241H229ZM232 242H234V241H232ZM62 243V242H61ZM79 243V242H78ZM77 243V244H78ZM88 243V242H87ZM96 243L97 242H95V247H96ZM105 243V242H104ZM109 243V242H108ZM116 243V244H117ZM167 243H169V241L167 242ZM174 243V242H173ZM179 243V242H178ZM237 244H238V242H236ZM235 243V244H236ZM240 243V242H239ZM242 243V242H241ZM244 243V242H243ZM242 243V244H243ZM67 244V243H66ZM98 244H101V241H100V243H97V245ZM106 244V243H105ZM113 244V243H112ZM135 244V243H134ZM150 244V243H149ZM222 244V245H221ZM236 244V245H237ZM65 245V244H64ZM68 245V244H67ZM67 245H65L64 247H66ZM80 245H81V242H80ZM103 245V244H102ZM152 245V244H151ZM150 245V246H151ZM156 245V244H155ZM154 245V246H155ZM165 245V244H164ZM180 245V244H179ZM69 246V245H68ZM73 246V245H72ZM93 246V245H92ZM100 246V245H99ZM125 246V247H126ZM133 246V245H132ZM146 246V245H145ZM153 246V245H152ZM174 246V245H173ZM181 246V245H180ZM179 246V247H180ZM242 246H244V244L242 245ZM76 248H77V246H75ZM109 247V246H108ZM118 247H119V245H118ZM122 247V246H121ZM124 247V246H123ZM131 247V246H130ZM149 247V246H148ZM147 247V248H148ZM178 247V249H180ZM238 247H240L241 248V246L239 245ZM72 248V247H71ZM75 248V249H76ZM93 248V247H92ZM97 248V247H96ZM69 249V248H68ZM74 249V248H73ZM74 249V251H76ZM145 249V248H144ZM149 249V248H148ZM148 249H147V251H148ZM152 249V248H151ZM155 249H158V246H157V248H155ZM161 249V248H160ZM170 249V248H169ZM177 249V250H178ZM236 249H237V246H236ZM239 249V248H238ZM243 249H245V248H243ZM96 250V249H95ZM120 250H121V248H120ZM130 250V249H129ZM162 250V249H161ZM167 250V249H166ZM220 250V251H221ZM234 250V249H233ZM242 250V249H241ZM247 250V249H246ZM264 250V249H263ZM64 251H66V250H64ZM98 251V250H97ZM144 251H146V249L144 250ZM158 251H159V249H158ZM66 252H68V251H66ZM70 252V251H69ZM72 252V251H71ZM136 252L138 253V251L136 250ZM149 252V251H148ZM150 252H152V250L150 251ZM177 252V251H176ZM238 252V251H237ZM242 252V251H241ZM246 252V251H245ZM247 252H249V251H247ZM246 252V253H247ZM255 252V251H254ZM76 253V252H75ZM88 253H90L89 252V250H88ZM98 253V252H97ZM145 253H147V252H145ZM153 253V252H152ZM158 253V252H157ZM162 253H164V252H162ZM169 253V252H168ZM178 253H179V251L177 252V253H175L176 255H178ZM216 253H218V252H216ZM221 252H219V254H220ZM250 253V252H249ZM100 254H102L101 252H100ZM133 254V256H134V253H131V255ZM149 254H151V253H148V254H146V255H148V256H146V259L145 258H143V256H144V254H143V256H142V254L140 255L141 257L140 258H143V259H145V263L144 264H157L158 263V257L160 256H158V257H156V259L155 258H153L152 257V255H149ZM164 254H166V253H164ZM219 254H218V258H220L219 257ZM225 254V253H224ZM233 254V253H232ZM232 254H230L231 256H232ZM237 253L235 252V255H236ZM245 254V253H244ZM243 254V255H244ZM96 255V254H95ZM162 255V254H161ZM168 255V254H167ZM204 255V256H203ZM237 255H239V254H237ZM241 255H242V253H241ZM247 255H249V254H247ZM246 255V256H247ZM98 256V255H97ZM138 256V255H137ZM162 256H164V255H162ZM161 256V257H162ZM175 256V255H174ZM203 256V257H202ZM220 256H221V254H220ZM225 256V255H224ZM223 255L221 256V257H224ZM228 256H229V254H228ZM234 256V255H233ZM233 256H232V258H233ZM135 257V256H134ZM160 257V258H161ZM181 257V256H180ZM189 257V256H188ZM225 257H227V256H225ZM230 257V256H229ZM236 257V256H235ZM239 257H240V255H239ZM238 257V258H239ZM252 257V256H251ZM251 257H249V259L251 258ZM165 259H162V260H165V261H167V258L166 257H164ZM202 258V259H201ZM215 258H217V257H215ZM237 258V257H236ZM235 258V259H236ZM253 258V257H252ZM134 259V258H133ZM136 259V258H135ZM160 259V260H161ZM180 259V258H179ZM223 259V258H222ZM228 259V258H227ZM58 260V259H57ZM207 260H206V262H207ZM225 260H226V258H225ZM225 260L223 259V262H225ZM230 259H228V261H229ZM246 260V259H245ZM136 261V260H135ZM190 261V260H189ZM217 261V260H216ZM220 261V260H219ZM232 262L234 261V260H231ZM144 262V261H143ZM160 262V261H159ZM214 262V261H213ZM213 262H211V263H213ZM221 262V261H220ZM219 262V263H220ZM241 262V261H240ZM242 262H243V260H242ZM241 262V263H242ZM163 262H161V264H162ZM165 263V262H164ZM167 263V262H166ZM165 263V264H166ZM215 263V262H214ZM218 262H217V264H219ZM236 263V262H235ZM240 263V264H241ZM141 264H143V263H141ZM216 264V263H215ZM222 264H224V263H222ZM226 264H228L227 263V261H226ZM232 264V263H231Z\"/></svg>",
  "mask_w": 264,
  "mask_h": 264
}]
</instances>
